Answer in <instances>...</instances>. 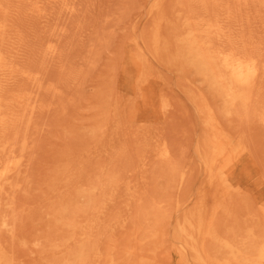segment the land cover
<instances>
[{
	"label": "rangeland",
	"instance_id": "obj_1",
	"mask_svg": "<svg viewBox=\"0 0 264 264\" xmlns=\"http://www.w3.org/2000/svg\"><path fill=\"white\" fill-rule=\"evenodd\" d=\"M1 2H4L3 4L5 5V6H7L8 8H7V12L5 13V14H1L0 13V15H5V17L4 16H0L2 19H5L6 20V18L8 19L7 20V23H8V30H7V32L8 33H6L7 35H5V38H4V40L3 41H0L1 43L3 42V44L4 43H6V44H4V45H2L1 43H0V45H1V49H2V51L3 52H5V50L7 51V52H5L4 54L6 55V59H8L7 60V62H8V66H10V68L9 69H6L5 71H4V75H0V87L3 89V90H6V92H5V94L6 93H8V94H6V95H11L12 93H11V91H14V93L13 94H17L18 93V91H19V93L21 92V93H29L30 95H33L34 96V98L37 100L38 98H40L39 99V101H41L42 100V103H46L44 106H45V108H46V111L47 112H45L44 113V111H43V109H42V112L40 111V108L42 107V108H44V106H42V104L40 105V103H39V101L37 100V101H35V100H32L31 99V101L33 102H31L32 103V106L34 107V109H33V111H32V113H31V117H30V120H35L34 119V116H35V114H36V116H38L37 118L39 119V118H41V123H40V121L38 120L37 122L42 126H40L37 122H36V120L35 121H33V122H35L36 124V126L34 125V123L32 124V121H29V123H28V125L29 124H32L33 126H28V127H24V126H26L24 123H22V124H24V125H22L21 124V127H20V130H21V132L22 131H26L27 130V133L26 132H24V134H23V132H22V134H23V136H21L22 134H21V132H20V134H19V132H18V139L16 140L15 139V141H17V143L15 142V145L18 147V145L20 146V141L22 140V138H27V139H25L27 142H28V144L29 143H31V141H33L32 143L34 144V140H35V142H36V147H34L35 145H32V144H30V145H32V146H30V145H28V146H26L25 148H24V150H23V158H24V162L25 163H23V160H22V165L24 166L25 164V166L23 167L22 165H21V168H20V171H19V173L15 176V177H13L14 179H12V183H14V184H17V188L16 189H9L8 190V194L6 193V194H4L6 197H7V195H8V197H13V209L11 210V209H6V207H4L3 205H1L0 206V209L2 210V212H3V209H4V213L3 214H7V215H9V216H12L11 217V219H12V225H14V223H16L14 226H10V229H8V230H5V231H3V232H1L2 234H1V239H3L4 241H2L3 242V244H4V246H5V248H7L6 250H7V255L10 257H12L13 258V264H25V263H27V264H29L31 261H32V264H42L43 262L45 263V261H46V263L45 264H56V260H58V262L59 263H61V261L62 260H60L62 257H64V255L66 256V258L68 257V258H70V255L67 253V252H71L70 254H71V257L72 256H74V254H76L77 253V251H79V249L77 248V246L76 245H78L79 246V243H77V242H75V244H74V242L73 241H70V240H68V237H70V234H71V231L69 232L68 230H66L67 228H70V227H67V224H70L71 222V220H73V222H74V220H77V219H79V221L77 220V221H75V223H77V222H79V224L81 223V224H83L85 221H86V218L88 217V215H90L91 214V210L89 209V210H86V214H82V213H78V216H80V218L77 216V213L76 212H74V210H72V208H76L77 210H78V207H81V205L83 204V206H84V198H78L79 196L77 195L76 196V192H78V190L79 189H82V188H85V189H87L88 188V186H89V188H92V186L93 185H97V186H99V183H101L100 182V180L102 179V178H99V177H101V176H98L99 174H101L102 175V173H100V171H101V167H100V165L102 164V165H104V163L106 164L107 163V161H108V157H109V155H108V153L106 152L107 151V148H106V144L108 145V144H112V143H114V144H117L121 139H125V137H126V141H127V145H128V150H127V157H126V159L125 160H122V161H114V162H112L111 164H109L108 166H107V169L106 170H108V169H110V170H120L121 172H123V169H125V168H132L133 170H131V172H129V173H127L126 175H124L123 173H122V178L123 179H128L129 181H130V185H132V186H136V189H137V194H136V197H135V200H129L128 198H127V192H128V190L127 189H125V188H123V189H121L120 191H119V193H118V196H117V198H116V200L113 202V204H110L109 206H108V210H106L105 212H107V213H105L104 214V216H107V218L105 219V221H107L109 218H111V217H114V218H116V221H118L117 222V224L115 225V226H113L111 229L109 228V230H107V228L105 229V231H107L108 233L106 234V232H105V234H103V235H106V236H104V238H102L101 240H100V242H98V244H99V252H98V256H96L95 257V259H96V261H95V263H99V264H101L100 263V261L102 262V264H136V263H138V264H140V262L142 263V261H143V263L144 264H150V262H151V264H176L175 263V261H178L177 259H178V257H177V255H175V254H177V253H175L176 252V250H177V247L176 246H173V245H171V244H177V246H179V241L177 242V241H175L174 240V238H176V229H175V221H171L170 220V218H172V216H175V214L177 215L178 213H176V211H175V201H177L178 200V198H179V200L180 199H182L183 201H184V199H186V197H187V199H188V201H187V204L186 205H184V206H182L180 209H179V212L181 213V217L183 216V213H182V211L184 212V215H185V213L187 212V210L190 208L189 206H191L190 204V201H189V199L190 198H192V197H194V195L197 193V191H198V187H197V185L199 184V183H197V179L195 180V178L197 177V174H195L196 172H198V176L200 175V177H197L199 180H201V178L203 177V175H204V172H203V167H202V165H201V160H199V161H197V158H202L203 156H202V154H201V151H200V149L198 148L197 149V147H199L198 145L200 144V146H201V144H202V137H201V135H203V133H201V132H203L201 129H202V127L204 128V126L207 124L206 123V118H205V116L201 113V112H199L198 111V109L196 108V106L194 105V103L190 100V93L191 92H193L194 90V86H191V84H189L188 82H186V83H183L185 80L181 77V73H182V71H184V73L186 74V75H188L187 76V78L191 81V82H193L194 83V85H197L205 94H207L209 97H210V99H211V102H212V104L216 107V109H217V107H218V115H219V118H220V116H221V121H222V123H223V120H224V123H223V126H224V128L228 125V126H230V127H226V129L228 128V130H230V131H232V134L234 133V132H236L237 134H234V135H238V134H243V135H245L247 132H248V136H247V134L245 135V140L247 141V139H250V141L248 140V144H249V146H250V148H252L251 150H252V155H253V157L255 158H253V160H254V162H255V164H256V166H257V170L256 169H254L252 166H248V171H249V174L248 175H243V176H249V177H257V176H260L261 174H262V172L264 173V169L262 170L261 168L264 166V136H263V138L261 137L262 135H264V134H262V133H264L263 131H264V128H263V126L260 128L259 126H261V125H259L260 123L259 122H256V121H258V117H255V116H257V113L255 112H250L249 114H247V117H248V115H249V117H248V119H246L247 117H246V114H244V113H242V118H243V120H245V121H247L246 122V125L244 124H239L240 123V121H242V119H241V117H238V116H240L241 114H239L240 113V111L239 110H235V111H237V113H238V115H235V111H234V114L232 113V115L230 114V115H227V117H226V115H224L223 116V113H222V108H223V105H222V103L217 99V97L216 98H214L215 96H214V94H212L211 95V93L212 92H210V90L208 91V87H206L205 85V83L204 82H202L203 80H202V78H200L198 75H196L195 74V72L193 71V69H192V71H191V69L189 68V66L188 67H186L185 65H183L184 66V68L182 69L180 66H179V63H173V65H172V63H171V58L173 57L171 54L172 53H174L179 47H177V46H179L178 44L176 45V42H175V44H174V46L176 45V47H174L172 44H171V48L173 47V49H175V50H173V49H171L172 50V53H171V51L168 53V54H165V55H163V56H161V57H159V58H162V59H160L159 60V58H157V57H151V65H152V71H153V74L158 78L157 80L159 81H157V83L155 84V94L156 95H158V96H156V95H154V97H152V100L150 99V102H148L147 104H146V106L145 107H141V108H139L140 110V112H138V110H136L137 111V113H138V116L137 115H135L136 114V111H135V108H137V105H139L137 102H139V101H137L136 103H137V105H136V103H135V101L136 100H134V97H133V93H134V91H133V85H134V72H133V69H132V61H131V57L129 56V54H130V50H131V47L132 48H134V45L136 44V43H143V42H145V39L148 37V35L151 33V31H152V25H153V18H154V16H153V11H152V6H153V2H154V0H136V1H134V0H89V1H85V0H80V1H78V2H80V3H78L77 2V0H76V2H75V0H67V2H65L66 0H56L57 2H55V0H52V2H50L51 0H46V1H42V0H34V1H36L37 3H39L40 2V4L42 3V2H46L47 3V1H48V3L46 4V6L47 5H49V6H47V7H49V8H51L52 7V10H53V12H51V13H53L52 14V16H50L49 18H48V16L49 15H51V13H50V11H52L51 9H48V8H46V6L44 5V3H42V5H44L43 7H42V5L40 6V4H36V2L34 3V1L32 0V2L35 4H33L32 2H31V0L29 1V0H24V2H23V0H22V2L21 3H17L18 1L17 0H14V1H12V0H10V4H11V7L12 8H9V6H10V4H9V6H8V4H7V2L6 1H8L9 2V0H0ZM12 1V2H11ZM21 1V0H20ZM26 1H28L27 3H26ZM53 1L55 2V3H53ZM59 1H60V4H59ZM63 3H62V2ZM85 2V3H87V4H85V3H83V2ZM149 1H151V2H149ZM176 1H178V0H176ZM175 0L172 2V0H164L163 1V4H162V9H163V11L167 14L169 11V13H170V15H171V18L173 17V22L175 23V25L177 26L178 24V27L181 25V21L183 20V15H182V12H183V14H184V7L186 6V8L188 9V10H190V9H192V11H198L200 14H204V13H202L203 11H204V8H203V6L202 5H200V3L201 2H198V1H200V0H192V4H195V5H199V6H197V8H195V9H197V10H195L193 7H192V4H191V0H188V2H187V0L185 1V0H181V2H182V4H180L179 3V1L178 2H176ZM183 1H184V4H185V6L183 5ZM202 1V0H201ZM91 4V5H88L89 3ZM141 2H142V4H141ZM172 2V3H171ZM189 4V6H190V9H189V6H188V4ZM196 2H198L199 4H197ZM16 5H14V4ZM23 3V4H22ZM32 3V5H34V6H40V7H42V8H40L39 7V9H43L44 8V10H42V12L44 13V15H43V13H41L40 12V14L44 17H47L48 18V20H47V18H45L44 17V23L41 21V23H43V24H41V26H39L40 25V22H39V24H38V21H37V23H35L34 21H36L37 19H31L32 18V16L31 17H26L27 16V13H28V11H29V13H31L32 15H33V18H38L39 19V17L40 16H38L39 15V11H41V10H38V8L37 7H35V8H37V10L34 8V6H33V8L34 9H32V7H29V6H31L30 4ZM57 3V4H56ZM76 3V4H75ZM82 3V5H80ZM135 3H136V5H135ZM147 3V4H146ZM149 3V4H148ZM177 3H179L178 4V6L179 5H181L180 7H183V8H180L179 9V7L178 6H174V4H177ZM212 3V2H211ZM22 4V5H21ZM54 4V5H53ZM72 5V8H71V5ZM74 4V5H73ZM78 4V5H77ZM85 4V5H84ZM141 4V5H140ZM171 4H173L172 5V7H171ZM191 4V5H190ZM21 5V6H20ZM26 5V6H25ZM27 5H28V7H27ZM52 5V6H51ZM66 5V6H65ZM80 5V6H79ZM143 5H145L144 6V8H142L143 7ZM183 5V6H182ZM19 6L21 7V8H19ZM54 6H56V7H54ZM58 6H61L62 7V9H61V7L59 8ZM64 6V7H63ZM76 6H79V7H77L76 8V10H75V7ZM81 6H82V8L83 7H85V8H87V9H85V8H83L84 9V12L82 11L83 9L81 8ZM86 6H89V7H86ZM22 7H23V9H22ZM71 9H70V8ZM140 7V8H139ZM146 7V8H145ZM178 7V10L176 11V9L175 8H177ZM194 7H196V6H194ZM200 7V8H199ZM209 7L211 8V5H209ZM30 8H31V10H36V13H37V15H36V13L34 12V13H32V12H30ZM66 8H67V10H66ZM80 8V9H79ZM173 10H172V9ZM11 9V10H10ZM16 9V10H15ZM21 11H19V10ZM48 9V10H47ZM144 9V10H143ZM146 9V10H145ZM169 9V10H168ZM174 9H175V12H173L174 11ZM183 9V10H182ZM261 9V11L256 15V14H254L253 12H252V14H251V11L248 13H246L245 14V16H244V13L241 15V17L243 18V17H246L245 19L243 18V20H242V18H241V20H240V23H238V24H235L234 26H233V29H235V33H240L241 34V31L243 30V34L242 35H244V36H246V40L247 41H249L250 39V44L251 43H253L254 45H249V46H255V48H257V50H259V53L260 54H264V39H261V40H259L260 38H263L264 37V35H260V34H264V6L263 7H261L260 8ZM10 10V11H9ZM14 11V13H12L11 11ZM49 11V13L50 14H48V12L46 13V12H44V11ZM65 10H66V12H68L67 14H66V12H65ZM70 10V11H69ZM77 10H81L82 12H80V13H82V14H79V11L77 12ZM186 10V9H185ZM15 11H16V13H15ZM17 11L19 12V14L17 13ZM26 11V12H25ZM38 11V12H37ZM59 11V12H58ZM64 11V12H63ZM73 11V12H72ZM76 11V12H75ZM85 11H87L86 13H85ZM142 11H144L145 12V17H143L142 18V14H143V16H144V12H142ZM182 11V12H181ZM187 11V10H186ZM185 11V12H186ZM9 12V13H8ZM24 12V13H23ZM57 12V13H56ZM171 12L173 13V14H171ZM177 12V13H176ZM181 12V13H180ZM8 13V14H7ZM10 13H12V14H10ZM23 13V15H21ZM28 13V15L30 16V14ZM45 13L47 14V16L45 15ZM79 14V15H77V14ZM147 13V14H146ZM19 16H18V15ZM54 14H56V16L58 15V16H63L62 18H60V20H59V17L57 16H55ZM67 16H66V15ZM70 14H71V16H70ZM84 14V15H83ZM174 14H178L177 16L176 15H174ZM248 14V15H247ZM250 14V15H249ZM262 14H263V16H262ZM12 15H14V16H12ZM15 15H17V17H21L20 18V20L18 19H16L17 17H15ZM35 15V16H34ZM77 17H76V16ZM169 14L166 16V17H168L167 19H169L170 20V18H169V16H170ZM176 16V18L174 17V16ZM181 16V18L179 17L178 19H180L179 20V22H175L176 20H178L177 19V17L178 16ZM247 15V16H246ZM9 16V17H8ZM24 16V17H23ZM38 16V17H37ZM53 16H55V17H53ZM73 16V17H72ZM141 16V17H140ZM249 16V17H248ZM251 16V17H250ZM256 18H255V17ZM258 16V17H257ZM12 17V18H11ZM25 17H26V19L27 18H29L28 20H30V23H33V24H30V23H28V22H26L25 20ZM43 17H41V20H42V18ZM52 17H53V19L57 22H55L53 19H52ZM64 17H69V18H65V20H64ZM78 17H81V19L83 18V17H85V18H83V20H81L80 18L79 19H76V18H78ZM247 17H248V19L250 18V19H252V20H254V21H251V20H248L247 19ZM14 18H15V23H14ZM72 20H71V19ZM139 18H140V20L142 19V21H140L139 20ZM176 20H175V19ZM239 18V19H240ZM21 19H24V21L23 20H21ZM46 19V20H45ZM49 19H50V21H49ZM66 19H68V20H66ZM69 19H70V21H69ZM75 19V20H74ZM150 19V20H149ZM258 19V20H257ZM55 22H53V21ZM63 20V21H62ZM78 20V21H77ZM140 22H138V21ZM146 20H149V22H147ZM245 20V21H244ZM248 20V22H246ZM11 21V22H10ZM33 21V22H32ZM39 21H40V19H39ZM49 21V22H48ZM52 21V22H51ZM66 21V22H65ZM79 22V21H81V22H79V24H77V23H75V24H77V26H75L73 23L74 22ZM83 21H84V23H83ZM249 21H250V23H252V24H250L249 23ZM258 21V22H257ZM48 22V23H47ZM61 23V24H58V23ZM65 22V23H64ZM68 22H70V24L68 23ZM138 22V23H137ZM171 22H172V20H171ZM171 22H169V23H167V24H165V27H163V32L165 31L166 32V29H167V27L168 26H170L169 27V29H167L168 31L170 30V32H171V30H172V32L170 33V34H168L169 32L167 31L166 33L168 34L167 35V37L169 36L171 39H169L170 40V42L171 41H173V43H174V40L176 41V37H177V39H178V37L180 36V34H178V33H180V32H178V30L176 31V30H173L172 28L174 27V24H173V22H172V24H171ZM181 22V23H180ZM255 22L257 23V25L259 24L260 25V27L258 28V27H256V25H255ZM260 22H261V24H260ZM20 24V23H22V26H24V30H22L23 29V27L21 26V24L20 25H15V24ZM26 23V24H25ZM45 23H47V24H45ZM49 23H50V25H49ZM54 23V26H55V24H56V26L55 27H53L52 26V24ZM64 23V24H63ZM68 24V28H66L65 26H67V25H65V24ZM73 25H72V24ZM83 23V24H82ZM135 23H136V25H135ZM148 23H150L149 25H151V26H147L148 25ZM152 23V24H151ZM247 23V24H246ZM249 23V24H248ZM29 26H28V25ZM36 24L41 28V30L39 29V27L37 28L36 27ZM63 24V25H62ZM82 24V26H80ZM139 24V25H138ZM168 24H170V25H168ZM12 25V26H11ZM33 25V26H32ZM35 25V26H34ZM46 25H47V27H46ZM59 25V26H58ZM60 25H61V27H60ZM84 25V26H83ZM167 25V26H166ZM172 25V26H171ZM237 25V26H236ZM238 25L240 26V28L238 27ZM245 25H247L246 27H245ZM20 26V27H19ZM26 26H28V27H30L31 29H29V30H25V27ZM50 28H49V27ZM58 26V27H57ZM135 26L137 27L136 28V31H135ZM242 26V27H241ZM250 26H251V28H250ZM253 26H255L254 28H256V30L253 28L252 29V27ZM27 27V28H28ZM35 29H33V28ZM46 27V29H45V31H44V29L42 30V28H45ZM60 27V28H59ZM63 27V29H61ZM65 27V28H64ZM73 27H74V29H73ZM80 28L81 27V29H79V31H77L78 29L77 28ZM144 27H147V30L144 28ZM172 27V28H171ZM178 27H176V28H178ZM246 29H245V28ZM13 28V29H12ZM53 28H54V31H52L53 30ZM143 28V29H142ZM171 28V29H170ZM261 28V29H260ZM11 29V30H10ZM56 29H58V30H56ZM65 29H66V31H65ZM77 29V30H76ZM141 29V30H140ZM246 31H245V30ZM251 29H252V31L253 30H255V31H251ZM21 30L24 32L25 31V35L23 34V32H21ZM34 30V31H33ZM39 30V32L41 31V33H39L38 32V34H40L39 36H41V37H34V36H36V35H38V34H35L34 35V33H37V31ZM82 30V31H81ZM139 30V31H138ZM146 30V31H145ZM260 30H261V32L262 33H260ZM12 31V32H11ZM14 31V32H13ZM27 31V32H26ZM29 31V32H28ZM33 31V32H32ZM47 31V32H46ZM51 31H52V33H54L53 35H51L52 33H51ZM61 31V32H60ZM69 31V32H68ZM144 31V32H143ZM148 31V32H147ZM174 31V32H173ZM181 31V30H180ZM240 31V32H239ZM256 31H259L258 33L256 32ZM18 32H20V33H18ZM42 32H44V33H42ZM58 32V33H57ZM66 32V33H65ZM136 32V33H135ZM139 32V33H138ZM150 32V33H149ZM181 32H183V31H181ZM27 33H33V34H28L27 35ZM63 33H65V34H62ZM139 34V36H138V34ZM144 33H146V34H144ZM166 33H164V34H166ZM172 33H177L176 35H174V36H176L175 37V39H174V36L172 35ZM254 33V34H253ZM260 33V34H259ZM46 34V35H45ZM58 35V40L60 41V39H59V37H61V43H59L58 42V40H57V38H56V40H55V44L52 42V44L54 45H51L50 46V44H51V41L50 40H53V39H51V38H55V37H57V35ZM137 34V35H136ZM252 34H253V37H252ZM22 35H24V36H22ZM55 35V36H54ZM60 35V36H59ZM62 35V36H61ZM129 35H130V37H129ZM145 35V36H144ZM182 35V34H181ZM26 36H28V37H31V40H30V38H29V40H28V38L26 37ZM43 36L45 37L44 39L47 41V37L46 36H48V37H51V38H48V42H46L44 39H43ZM54 36V37H53ZM128 36V38H129V40L128 39H125L126 37ZM144 36L145 37V39L143 40L142 39V37ZM173 36V37H172ZM249 36V37H248ZM250 36H251V38H250ZM262 36V37H261ZM7 37V38H6ZM12 37V38H11ZM19 37H20V39H19ZM27 38V40H26V38ZM143 37V38H144ZM9 38V39H8ZM24 39L25 38V40L24 41H26V42H30V44L28 43V45H30V46H28L27 45V43H26V45L24 44L25 42H23L21 39ZM32 38L34 39L33 41H36V42H33L32 41ZM38 38V39H37ZM138 38V39H137ZM12 39V40H11ZM19 39V40H18ZM41 40V42H42V40H43V45L40 43V41H38V40ZM15 40V41H14ZM8 41H10V42H8ZM44 41H45V43H44ZM127 41H130V42H127ZM259 41H260V43H259ZM50 42V43H49ZM262 42V43H261ZM15 43V44H14ZM19 43V44H18ZM20 43H21V45H22V43H23V45L24 46H27V47H24L23 45L20 47ZM33 44V46H32V44ZM38 45V48H37V46H36V44ZM38 43H40V44H38ZM46 43H49V44H46ZM57 43H59L60 44V46L62 47V48H59L58 46H59V44H57ZM132 43V44H131ZM172 43V42H171ZM12 44V45H11ZM262 44V45H261ZM48 46V49L50 50V51H48V49L46 48V46ZM56 45H58L57 47H58V49H54V47L56 46ZM132 45V46H131ZM3 46V47H2ZM10 46H12L11 48H10ZM15 46H17V47H15ZM18 46H19V49H18ZM35 46V47H34ZM40 46H43V48H41ZM49 46L50 47H52V48H49ZM32 47V48H31ZM33 47H34V49H33ZM57 47H55V48H57ZM7 48H8V50H7ZM12 48H16L15 50L14 49H12ZM23 48H25V50H23L24 52H22L21 51V49H23ZM31 48V49H30ZM36 48V49H35ZM177 48V49H176ZM12 49V50H11ZM19 50V52H16V50ZM28 51H27V50ZM33 49V50H32ZM38 49H41V53H37V52H40ZM46 49H47V54H46ZM52 49H53V52H52ZM59 49H61V50H64V54L65 55H63V51H61V54L59 53ZM31 50V51H30ZM34 50H35V52H34ZM43 50V51H42ZM56 50H59L58 51V54L57 53H55V52H57ZM9 51V52H8ZM11 51V52H10ZM45 51V52H44ZM261 51V52H260ZM21 52V53H20ZM29 52H32L31 54L29 53ZM50 52V53H49ZM9 53V54H8ZM13 53V54H12ZM15 53V54H14ZM28 55H27V54ZM52 53V54H51ZM171 53V54H170ZM11 54V55H10ZM16 54H23V55H25V56H23V57H21V56H18V55H16ZM35 54V55H34ZM38 54H40V55H38ZM49 54V55H48ZM53 54L56 56V57H62V58H58V59H55L56 57L55 56H53ZM60 54V55H59ZM12 55H13V58H11L12 57ZM16 55V56H15ZM31 55H32V57L34 56V59L31 57ZM36 55L38 56V57H36ZM44 55V56H43ZM46 55V56H45ZM48 55V56H47ZM50 55H52L51 57H50ZM58 55V56H57ZM63 55V56H62ZM8 56V57H7ZM9 56H10V58H9ZM27 56H30V58H28ZM39 56H41V57H39ZM167 56H169V57H167ZM171 56V57H170ZM35 57H36V59H35ZM42 57L44 58V59H46L47 61H49V65L51 66V68L49 67V65H47L48 64V62L47 61H45L44 59H42ZM51 58V60L53 59V61L55 60V61H58V62H60V66H61V64H63L62 66H63V68H60V66H58L59 65V63H58V65H57V63L54 61V62H51L50 60H48V59H50ZM65 57V59L67 60L66 62H63V63H61V60L62 61H64V58ZM26 58H28V60L26 59ZM37 58H40V60L39 59H37ZM48 58V59H47ZM154 58V59H153ZM170 58V59H169ZM260 58H263V61H264V56L262 55V57H261V55H260ZM20 59V60H19ZM23 59H26L25 61H23ZM31 59H33V61L32 62H35L36 60V63H37V66H35V63H30L31 62ZM155 59H157V60H155ZM14 60V61H13ZM16 60V61H15ZM30 60V61H29ZM153 60V61H152ZM155 60V61H154ZM12 61V62H11ZM20 61H22V62H20ZM28 61H29V63L30 64H27L28 63ZM39 61V62H38ZM41 61H42V63L43 64H45V65H43L42 63H41ZM157 61V62H156ZM160 61V62H159ZM26 62V63H25ZM46 62H47V64H46ZM155 62V63H154ZM173 62V61H172ZM21 63H22V65H23V63L26 65H23L22 66V68L24 69V67H25V70L23 71L22 70V68L20 69V67H21ZM52 63V64H51ZM55 63V64H54ZM64 63H65V65H64ZM158 63H160V64H158ZM39 64V65H38ZM66 64H67V66L70 68V69H68L67 68V66H66ZM28 65H29V67H31V66H33V67H36L35 68V70H37V68H38V70L37 71H42V75H40V73L39 72H36L34 69H33V67H32V71H34V74L36 75V76H34V75H32L33 77L32 78H34V79H31V80H33V82L34 83H31V80H27V79H30L31 78V75H30V73L32 72L31 70H28L29 68H28ZM55 66L57 69H55V68H53V66ZM57 65V66H56ZM161 65H163V66H161ZM41 66V67H40ZM44 66H45V70H43L44 69ZM48 66V67H47ZM64 66H65V70H66V73H68L69 74V77H68V79H65L66 78V73H64L65 72V70H64ZM27 67V68H26ZM59 67V68H58ZM160 67H161V69H160ZM13 68V70L14 71H12L11 69ZM39 68L41 69V70H39ZM53 70V71H55L54 73H52L50 70ZM154 68V69H153ZM165 68V69H164ZM174 68V69H173ZM185 68H188V69H190V70H185ZM17 69H19V70H22V71H17L16 73H15V70H17ZM28 71H31L30 73H28L27 72V70ZM55 69V70H54ZM60 69H61V71H60ZM75 70L74 71V73H75V75H73L74 73H73V71H71L70 72V70ZM160 69V70H159ZM178 69H180V70H178ZM8 70H9V72H8ZM59 70V72L58 73H56L57 71ZM182 70V71H181ZM25 71H26V74H25ZM46 71H47V74H48V77H50V78H48V80L50 81V83L52 82L55 86L57 85V87H61V90L59 89V88H56L55 89V87L54 86H52L53 84L51 83H49V81H48V83L51 85H49L50 87H52V89L50 88V87H48L47 86V81H46V79H47V74H45V75H43V73H46ZM76 71H78V72H76ZM171 71V72H170ZM190 71V72H189ZM6 72H8L7 73V75H6ZM12 72H14V73H12ZM49 72L51 73L50 75H49ZM61 72V74H59ZM160 72H161V74H160ZM174 74H173V73ZM194 72V74H195V77H193L194 76V74H192V73ZM11 73V74H10ZM22 73V75H20ZM38 73V74H37ZM63 73V74H62ZM77 73V74H76ZM81 73V74H80ZM191 73L192 74V76H191V74L189 75V74ZM13 74V75H12ZM14 74H17V75H15L14 76ZM23 74H25L24 75V77L23 78H21L22 76H23ZM30 75V78H29V75ZM31 74H33V72L31 73ZM56 74H57V76H56ZM78 74H79V76H80V78L78 79ZM11 75V76H10ZM40 75V76H39ZM60 75V76H59ZM61 75H63V76H61ZM163 75V76H162ZM3 76H5V78L3 77ZM7 76V77H6ZM9 76V77H8ZM17 76H19V77H17ZM28 76V77H27ZM39 76V77H38ZM44 76H45V78H44ZM68 76V75H67ZM71 76V77H70ZM72 76H73V78H72ZM165 76H166V78L167 79H169L172 83H173V85H172V83H170L169 82V85H168V81L169 80H166V78H165ZM196 76H198L197 78H199L198 80H199V82H198V80L196 79ZM1 77H3V78H1ZM12 77V78H11ZM26 77H27V79H26ZM40 77H42V78H44L45 79V82H43L44 83V85L43 84H41L40 82H42V81H44V80H40ZM57 77H58V79H61L60 81H58V79H57ZM65 77V78H64ZM75 77H76V79H75ZM10 78V79H9ZM13 78H15L14 80V82H13ZM17 78H19V80L17 79ZM35 78H36V80H37V82L35 81ZM63 78V79H62ZM165 78V79H164ZM23 79V80H22ZM38 79L40 80L39 81V84H41V85H43L42 87H40V85L39 84H37L38 83ZM72 79H74V80H72ZM181 79V83L183 84V85H185V86H183V85H181V84H179V80ZM4 80V81H3ZM8 80H10V81H8ZM18 80V81H17ZM28 81V82H26L27 84H29V85H33V84H35V85H33V88H32V85L31 86H27L26 87V83H25V81ZM65 80V81H64ZM71 80V81H70ZM78 80V81H77ZM166 80V81H165ZM183 80V81H182ZM195 80V81H194ZM202 80V81H201ZM3 81V82H2ZM12 81V82H11ZM21 81V82H20ZM30 81V82H29ZM57 81V82H56ZM62 81V82H61ZM65 82V84H64V82ZM72 81H74V83L72 82ZM75 81H77V82H75ZM176 81H178V82H176ZM11 84H10V83ZM17 82V83H16ZM18 82L19 83H21V84H18ZM23 82V83H22ZM60 84H59V83ZM197 82V83H196ZM201 82V83H200ZM10 85H9V84ZM25 83V84H24ZM56 83H58V84H56ZM63 83V84H62ZM160 83V84H159ZM165 83V84H164ZM5 84H7V85H5ZM14 84V85H13ZM15 84H17V85H15ZM23 84H24V88H23ZM175 84V85H174ZM22 85V87H20ZM39 87H38V86ZM59 85H61V86H59ZM187 85H188V87H187ZM202 85H203V87H202ZM11 87L10 88V91H9V87ZM46 86L48 87V88H46ZM162 86V87H161ZM171 86H173V89H172V87ZM177 86V87H176ZM189 86H191L192 87V89H191V87H189ZM207 88H205V87ZM263 87H261L259 90H258V95H256V96H259L260 97V95H262L260 98H259V103L261 102V104H263L264 103V82H263V85H262ZM14 87H16V88H14ZM35 87V88H34ZM38 87V88H37ZM171 87V88H170ZM176 87V88H175ZM202 87V88H201ZM13 88V89H12ZM19 90H18V89ZM27 88H30V89H33V90H29V89H27V91H26V89ZM43 88V89H42ZM161 88H163V90L161 89ZM178 88V89H177ZM15 89H16V92H15ZM34 89H36L35 91H34ZM39 89V90H38ZM46 89V90H45ZM56 90V91H58L59 90V92L61 93V91H62V93L60 94L59 92H56V91H54V90ZM58 89V90H57ZM104 90V92L106 93H104L103 91H101V90ZM161 89V90H160ZM184 90V92H186V96L185 95H183L184 94V92L182 91L181 92V90ZM190 89V90H189ZM204 89V90H203ZM206 89V90H205ZM18 90V91H17ZM31 92H29V91ZM41 90H42V93H41ZM43 90H44V92H43ZM48 90H50L49 92H48ZM173 90V91H172ZM188 90V91H187ZM196 90V89H195ZM7 91H9V92H7ZM25 91V92H24ZM35 93V95L33 94V92ZM54 91V93L58 96V97H60V99H58V100H60V101H57L56 102V99L55 98H58L57 96L56 97H53V96H55L52 92ZM159 91H161V93L159 92ZM190 91V92H189ZM197 91V90H196ZM262 91H263V93H262ZM157 92V93H156ZM159 92V93H158ZM261 92V93H260ZM36 93H38L37 95H39V97H37V95H36ZM41 93V94H40ZM105 94V96H103L104 94ZM169 93V94H168ZM180 93H182V94H180ZM42 94H45V96H44V98H42L41 99V97L40 96H42L43 97V95ZM51 94H52V96H51ZM59 94V95H58ZM100 94H102L101 96H100V100L102 101H100V100H98V103L96 102L97 101V99H99V98H97V97H99L98 95H100ZM189 94V95H188ZM107 95H109V96H107ZM170 95H172L171 96V98L169 99L168 97H170ZM33 96H31V97H33ZM46 96H50L51 98H49V97H46ZM189 96V97H188ZM104 97H107V98H104ZM110 97V98H109ZM185 97V98H184ZM33 98V99H34ZM53 98H54V100H53ZM104 98V99H103ZM113 98V99H112ZM159 100H158V99ZM47 99H49V100H51V101H49V100H47ZM214 99V100H213ZM46 100H47V102L49 101V106H52L51 107V109H49L50 107L48 106V103L46 102ZM52 100H53V102H54V104L56 103V105L55 106H53L52 104H53V102H52ZM111 100V101H110ZM113 100V101H112ZM158 100V101H157ZM163 100H166L167 101V103H168V106H167V108H166V110H164L162 107H161V102L163 101ZM218 100V101H217ZM118 101V102H117ZM157 101V102H156ZM160 101V102H159ZM50 102L52 103V104H50ZM58 102H60V105L58 106L57 104H58ZM96 102V103H95ZM110 102L112 103V105H110ZM131 102H132V104H131ZM171 102H173L172 104H171ZM263 102V103H262ZM101 103V104H100ZM117 103H119V104H117ZM153 103V104H152ZM192 103V104H191ZM219 103V104H218ZM40 105V106H38L37 107V105ZM93 104V105H92ZM95 104H98V105H95ZM115 104H117V105H115ZM154 104H155V106H154ZM159 104V105H158ZM216 104V105H215ZM221 104V105H220ZM46 105H47V107H49V108H47L46 107ZM93 106V107H90V106ZM94 105H95V110L96 111H98V113L96 112V111H93L94 110ZM110 105V106H109ZM115 105V106H114ZM135 105V106H134ZM143 105V104H142ZM148 105V106H147ZM172 107V109H170L171 107ZM35 106H36V109L37 108H39V109H37V110H39V111H37V110H35ZM98 107V109H97V107ZM111 106H112V108H111ZM131 106H134L133 108H131ZM151 106V107H150ZM194 106V107H193ZM53 107H57V108H53ZM159 107V108H158ZM107 108V109H106ZM145 108H148V109H146V110H144ZM194 108V109H193ZM112 109H115V114H116V116H119L120 118H122L121 119V123H122V127H121V129L122 130H120V132H118V134H116V135H112V132H113V130L115 129V126L113 125L114 123H112L110 120L108 121V117H107V119L103 122H101V118H102V116H99L100 114L102 115V112H104V113H106V114H108V112L107 111H110V110H112ZM127 109V110H126ZM131 109L132 111H129V110ZM143 109V110H142ZM159 109V110H158ZM161 110V112L163 113H161V112H159ZM129 111V113H127ZM158 111V112H157ZM220 111V112H219ZM95 112V113H94ZM133 112V113H132ZM196 114H195V113ZM34 113V114H33ZM38 113H41V114H39V115H37ZM42 113L43 114H45L44 115V118H43V116H42ZM93 113V114H92ZM97 113V114H96ZM193 113V114H192ZM236 113V114H237ZM128 114V115H127ZM142 114V115H141ZM144 114V115H143ZM156 114V115H155ZM196 116H195V115ZM253 114V115H252ZM256 114V115H255ZM32 115H33V117H32ZM41 115V116H40ZM131 115V116H130ZM163 117H162V116ZM168 115V116H167ZM235 115V116H234ZM244 115V116H243ZM35 116V117H36ZM125 116H126V118H125ZM141 116V117H140ZM202 116H204V117H202ZM229 116H231V117H229ZM233 116H234V118H233ZM250 116H251V118H252V120L250 119ZM95 117H97V118H95ZM128 117V118H127ZM228 117H229V119H228ZM254 117H255V119H254ZM166 118V119H165ZM197 118H198V121H197ZM205 118V119H204ZM223 118H226V119H223ZM236 118H238L239 120L238 121H236ZM256 118H257V120H256ZM223 119V120H222ZM229 120L228 122L226 121V120ZM231 119V120H230ZM253 119H254V122H253ZM126 120H128L129 121V123H128V121H126ZM189 120H191V122H189ZM250 120H251V122H250ZM256 120V121H255ZM92 121V122H91ZM226 121V122H225ZM250 122V124H249V122ZM91 122V123H90ZM101 122V123H100ZM125 122V123H124ZM229 122H231V123H238V125L236 126V124H228ZM244 122V121H243ZM128 123V124H127ZM199 123V124H198ZM227 123V124H226ZM242 123V122H241ZM245 123V122H244ZM247 123L251 126H253V123H257V125L256 124H254L255 126H254V129H253V127L251 128V127H249V125H247ZM259 123V124H258ZM92 124H95V125H92ZM103 124V125H102ZM126 124H127V127H126ZM194 124V125H193ZM198 124V125H197ZM201 124V125H200ZM39 125V126H38ZM98 125V126H97ZM110 125V126H109ZM142 125H144V126H147V127H150L152 130H153V133H152V135H153V137H154V139L155 140H161V141H164L166 144H167V146H168V148H171V149H169L170 150V153H172L171 154V156H170V160H169V162H166V161H162L159 157H157L158 155H156V154H154V153H152V155L150 154L149 156H147V155H144V160H143V165L141 166V170H139L138 169V167H139V165H140V162H138L139 161V155L142 153V151H141V147H140V144H141V142H142V140H143V137L140 135V134H138V133H135V134H133L132 136L130 135V133L128 132V131H130V132H133V131H135V130H137L138 128H140L141 129V126ZM240 125V126H239ZM24 128H23V127ZM36 128H38V129H40V131H38V129H36V132L38 131V133H36L35 132V127ZM94 126V127H93ZM108 126V127H107ZM235 126V127H234ZM245 128H244V127ZM247 126L249 127V128H247ZM29 127H31L32 129H30ZM34 127V128H33ZM41 127V128H40ZM89 127V128H88ZM92 127H93V129H92ZM96 127V128H95ZM104 127V128H103ZM107 127V128H106ZM198 127V128H197ZM233 127L235 128V129H233ZM236 127L238 128V130L240 129V128H242L243 129V131H242V129L240 130V132L236 129ZM255 127H258V128H260V130H259V132H257L258 130L255 128ZM23 128V129H22ZM26 128V129H25ZM28 128V129H27ZM98 128H99V130H98ZM173 128V129H172ZM200 128V129H199ZM230 128H232V129H230ZM251 128V130L253 129L254 131H255V133H254V131L252 130H247V129H250ZM263 128V129H262ZM25 129V130H24ZM87 129V130H86ZM92 129V130H91ZM101 129V130H100ZM184 129V130H183ZM29 130V131H28ZM88 130L89 131H91V132H88ZM98 130V131H97ZM125 130V132H123ZM163 130V131H162ZM176 130V131H175ZM190 130V131H189ZM197 130H201L200 132H199V134L197 135L196 134V132H197ZM262 130V131H261ZM18 131H19V128H18ZM31 131V132H30ZM35 132L36 133V136L33 134V136L36 138V139H34V138H32L33 136L31 135L32 134V132ZM93 131V132H92ZM158 131H159V133H158ZM242 131V132H241ZM247 131V132H246ZM260 131H261V134H260ZM30 132V133H29ZM86 132V133H85ZM95 132H97V133H95ZM161 132V133H160ZM181 132H183V133H181ZM197 132V133H198ZM26 133V134H25ZM88 133V134H87ZM90 133V134H89ZM167 133H169V134H167ZM249 133H252V134H249ZM254 133V134H253ZM257 133H259L261 136V139H257V137L255 136V135H259V134H257ZM11 134H12V132H11ZM9 135V133H8V135L9 136H12V135ZM30 134V135H29ZM107 136H106V135ZM160 134V135H159ZM196 134V135H195ZM7 135V137L8 138H12V137H9ZM26 135V136H25ZM29 137H28V136ZM90 135H92L91 136V138H89L90 137ZM124 135H125V137H124ZM160 137H159V136ZM166 135V136H165ZM186 135V136H185ZM188 135H190V136H188ZM30 136H31V139H30ZM164 136L166 137V138H164ZM169 136V137H168ZM195 136H196V138H195ZM22 137V138H21ZM89 138V140H88V138ZM94 137H96V138H94ZM132 137V138H131ZM158 137V138H157ZM162 137V138H161ZM168 137V138H167ZM175 139H174V138ZM255 137H256V140H255ZM259 137V136H258ZM157 138V139H156ZM170 138V139H169ZM195 138V139H194ZM21 139V140H20ZM30 139V140H29ZM90 139H92L91 140V142H90ZM103 139H105V141L103 140ZM128 139V140H127ZM178 139V140H177ZM253 139H254V142H255V145H256V147L255 146H253L254 145V142H252L253 141ZM97 140V141H96ZM107 140V141H106ZM109 140V141H108ZM112 140V141H111ZM134 140V141H133ZM188 140V141H187ZM194 140H195V142H194ZM201 140V141H200ZM259 140V141H258ZM104 141V142H103ZM180 141V142H179ZM196 141L197 142H199V143H196ZM258 141V142H257ZM26 142V143H27ZM94 142V143H93ZM177 142V143H176ZM192 142H194V143H192ZM252 142V144L250 145V143ZM262 142H263V144H262ZM131 143V144H130ZM256 143H258V144H256ZM92 144H94V145H92ZM98 144V145H97ZM173 144V145H172ZM177 144H180V145H178V147L176 146ZM194 144H196V145H194ZM260 144V145H259ZM133 145V146H132ZM15 146V149L17 148ZM87 147V148H85V147ZM183 146V147H182ZM188 146V147H187ZM263 146V147H262ZM32 147H34L35 148V150H33V148ZM84 147V148H83ZM140 147V148H139ZM175 147V148H174ZM195 147V149L194 150H192L193 148ZM262 147V148H261ZM20 147H18V149H19ZM29 148L30 149H32V150H29ZM90 148L92 149V150H90ZM104 148V149H103ZM135 148V149H134ZM137 148V149H136ZM174 148V149H173ZM184 148H185V150L186 151H180V152H185V154L187 155L186 157H184V155L183 154H181L180 152H178L179 150H184ZM259 148H261V149H263V151H261V150H258ZM18 149H17V151H18ZM27 149H28V151H27ZM83 151H82V150ZM133 149V150H132ZM179 149V150H178ZM69 150H71L72 151V153L73 154H71L70 152L71 151H69ZM74 150V151H73ZM103 150V151H102ZM138 150H140V151H138ZM259 152V154H263V156L261 155V156H259V158H258V156L256 157V155H258V152ZM30 151H32V152H30ZM35 151V152H34ZM64 151V152H63ZM86 151H89L90 153H91V158H90V163H89V165L88 166H85V174H84V176H83V178L82 179H80V181H79V184L78 183H75L73 186H72V183H69V181L70 180H68V179H70V178H65V177H69L68 176V173H66V172H64V168H65V164H66V162H69L71 159L73 160V162H71L72 163V167L73 168H71V172H73V173H75V171L77 170V169H79L78 167L80 166V164H78V162L80 163L81 161H83L84 159H87V157H85L86 155L84 154V153H86ZM132 151H133V153H132ZM193 151H197V152H195L194 153V156H193ZM257 152V154H255L256 152ZM28 152V153H27ZM61 152H63L62 154H61ZM68 152V153H67ZM79 154H78V153ZM137 152V153H136ZM27 153V154H26ZM32 153H34V155L32 154ZM60 153V154H59ZM77 153V154H76ZM31 154H32V157L34 158V161H33V158H32V160H30L31 158H29L27 161H29V162H27V161H25L26 159H27V157H31ZM71 154V155H70ZM174 154V156H172ZM198 154V155H197ZM27 155V156H26ZM55 155L57 156V157H55ZM76 155V156H75ZM181 155V156H180ZM183 155V156H182ZM195 155H197V156H199V157H197V156H195ZM26 158H25V157ZM53 156L55 157V158H53ZM62 156V157H61ZM68 156H70V157H68ZM81 156H82V158H81ZM148 158H147V157ZM150 156H153V157H150ZM180 156V157H179ZM61 157V158H60ZM146 157V158H145ZM193 157V158H192ZM196 157V158H195ZM22 158V159H23ZM55 159V160H53V159ZM65 158L67 159V160H65ZM77 158H78V160H77ZM97 158V159H96ZM103 159V161H102V159ZM155 158V159H154ZM175 158V159H174ZM177 158H179L180 159V161H182V160H184V161H182L181 162V164H179V159H177ZM193 160H195V161H193ZM56 159H58V160H56ZM70 159V160H69ZM172 159H174V160H172ZM259 159H261V160H259ZM61 160V161H60ZM64 160H65V162H64ZM69 160V161H68ZM160 160V161H159ZM171 160H172V162H171ZM193 162H192V161ZM260 162H259V161ZM33 161V162H32ZM55 162V163H53V166L51 165H49V166H47V164L49 163H51V162ZM75 161H76V163H75ZM78 161V162H77ZM157 161V162H156ZM178 161V162H177ZM27 162V163H26ZM32 162V163H31ZM58 162V163H57ZM62 162H63V166H62ZM102 162H104V163H102ZM156 162V163H155ZM186 163V164H184V163ZM193 164H192V163ZM196 163V165H195V163ZM259 162V163H258ZM32 164L31 166L29 165V164ZM74 163V164H73ZM97 163V164H96ZM101 163V164H100ZM152 163V164H151ZM154 163V164H153ZM160 163V164H159ZM164 163H165V165H164ZM59 164V165H58ZM157 164H158V166H157ZM172 164L174 165V169H178L177 171L176 170H174L173 169V167H172ZM97 165V166H96ZM130 165H132V166H130ZM156 165V166H155ZM162 165V166H161ZM180 165V167H178ZM29 166H30V169H29ZM56 166V167H55ZM58 166V167H57ZM155 166V167H154ZM167 166V167H166ZM170 166V167H169ZM187 166H189L188 167V169H187ZM47 167H48V169H47ZM53 167V168H52ZM162 167H164V170H165V168H167V170H165L163 173H161L162 171H163V169H162ZM176 167V168H175ZM198 167V168H197ZM26 168H28V170L26 169ZM60 168V169H59ZM144 168H145V170H144ZM168 168H172V171H171V169H168ZM264 168V167H263ZM23 169V170H22ZM51 169V170H50ZM54 169V170H53ZM55 169H56V171H55ZM59 169V172L57 171ZM98 171H97V170ZM162 169V170H161ZM189 169H191L190 171H189ZM93 170V171H92ZM175 171V173H174V171ZM179 170L180 171H183V174H182V172H181V174L182 175H184V177H185V179H182L181 180V176H180V172H179ZM29 171V172H28ZM52 171V172H51ZM54 171V172H53ZM62 171V172H61ZM137 171V172H136ZM144 171V172H143ZM159 171V172H158ZM167 171H169V172H167ZM172 173H171V172ZM255 171H258V175H256V173H255ZM48 172V173H47ZM58 172V173H57ZM61 172V173H60ZM88 172H89V175H88ZM157 172V173H156ZM176 172H177V176H176ZM184 172H185V174H184ZM30 173V174H29ZM51 173H52V175H51ZM57 175H56V174ZM63 173V176H65V177H63L61 174ZM65 173V174H64ZM91 173V174H90ZM95 173H96V175H95ZM131 173V174H130ZM141 173L142 174H145V175H142L141 176V178H140V175H141ZM164 173H165V175H164ZM194 173V174H193ZM28 175V176H25V175ZM48 174H50L49 175V177L51 176V180H54V182L57 180V182H53V181H50V179H48V181H47V178H49V177H47L46 175H48ZM98 174V175H97ZM128 174H129V177H127L126 178V176H128ZM138 174V175H137ZM155 174H157V175H159V177L157 176V175H155ZM163 174V175H162ZM167 174H169V176L167 175ZM171 174H172V176H171ZM179 174V175H178ZM202 174V175H201ZM32 175V176H31ZM43 175H45L46 177H45V179H44V177H43ZM95 175V176H94ZM150 175V176H149ZM161 175V176H160ZM174 175V176H173ZM24 176V177H23ZM30 176H31V178H30ZM43 177L42 179L40 178V180H39V177ZM56 176V177H55ZM58 176V177H57ZM90 176H94L93 178L92 177H90ZM96 176H97V178H96ZM148 177V180H149V178H150V180H151V182H149V181H146V183H145V181H144V178L143 177ZM152 176V177H151ZM162 176H164L163 177V179L162 178H160V177H162ZM165 176H167V177H165ZM242 176V177H243ZM263 176V175H262ZM53 177H55V178H53ZM88 179H87V178ZM137 177H138V179H137ZM145 177V179H147ZM154 177V178H153ZM157 177V178H156ZM172 177V178H171ZM183 177V178H184ZM187 177V178H186ZM264 177V176H263ZM32 178H33V180H34V182H33V184L35 185V187L36 188H33L34 186H33V184L31 183V181L30 180H32ZM59 178V179H58ZM65 178V179H64ZM93 179V181H92V179ZM143 178V180H141ZM167 178H168V180H167ZM178 178V180H176ZM19 179V181H17ZM21 179H25V181L24 180H21ZM27 179V180H26ZM44 179V180H43ZM61 179V180H60ZM62 179H63V181H62ZM85 179V180H84ZM87 179V180H86ZM154 179H155V181H154ZM156 179H160L158 182H159V184H157L158 186L156 187L155 186V188H153L154 186V184L155 183H157L156 181ZM170 179H171V181H170ZM180 179V180H179ZM187 179V180H186ZM191 179V180H190ZM193 179H194V181H193ZM42 180V181H41ZM58 180H60V182L58 181ZM65 180H67V182L65 181ZM91 182H90V181ZM97 180V181H96ZM164 180H166L165 181V183L167 184H165L164 183ZM175 180V181H174ZM23 181H24V183H23ZM29 181H30V183H29ZM40 181V183H38ZM102 181V180H101ZM154 181V182H153ZM167 181L168 182H171V183H169L170 184V189H168L169 188V184L167 183ZM177 181V182H176ZM181 181V182H180ZM17 182H19V183H17ZM23 184H22V183ZM47 182H48V184H51V182L55 185H52L51 184V186L52 187H54V188H52L51 187V189H47L48 188V184H47ZM64 182V183H63ZM94 182H96V183H98V184H96V183H94ZM137 183V184H135V183ZM143 182V183H142ZM149 182V183H148ZM153 182V183H152ZM173 182V183H172ZM180 184H179V183ZM194 182H195V185H194ZM38 183V184H37ZM43 183H44V186H46L45 188L43 187ZM56 183H58L57 185H56ZM81 183H82V185H81ZM85 183H87V184H85ZM90 183H92V185L90 184ZM139 183V184H138ZM150 183H152L151 185H150ZM181 183H182V185H181ZM39 184H41L40 186H39ZM63 184V185H62ZM146 184V185H145ZM165 184V185H164ZM173 184V185H172ZM178 184H179V186L180 187H178ZM30 185H32L33 187H31ZM38 187H37V186ZM66 185H69L68 187L66 186ZM85 185V186H84ZM88 185V186H87ZM101 185V184H100ZM139 185H141V187L139 186ZM150 185V186H149ZM156 185V184H155ZM159 185H161V186H165L164 187V190H166L165 188H167V192H170V193H167L166 191V193L164 192L163 193V187H161L162 188V194H161V189H159ZM171 185L173 186V187H171ZM177 185V186H176ZM194 185V186H193ZM22 186V187H21ZM50 186V185H49ZM66 186V187H65ZM72 186V187H71ZM79 186V187H78ZM80 186H81V188H80ZM84 186V187H83ZM143 186H146V187H143ZM153 186V187H152ZM167 186V187H166ZM176 188H175V187ZM198 186H200V185H198ZM40 187H43L46 191L47 190H49V192L47 191H45L44 189H42L41 188V190H40ZM57 187V188H56ZM65 187V188H64ZM70 187V188H69ZM152 187V188H151ZM187 187V188H186ZM191 187H192V189H193V191H192V189H191ZM244 187V192L246 193V194H249V195H251V198L253 197V199H254V201L255 200H259V199H261V197L264 199V195L263 196H261V193H263L262 192V190H258V188L257 187H255L254 185H252V183L251 182H246L245 183V185L243 186ZM50 188V187H49ZM73 188V189H72ZM142 188H143V190L145 189V188H149V189H145L146 191V195H145V192L142 190ZM175 189V191L173 190V191H171L172 189ZM197 188V189H196ZM20 189H22V190H20ZM56 191H55V190ZM62 189V190H61ZM67 189H72L71 191L70 190H67ZM153 189V190H152ZM159 189V190H158ZM186 189V190H185ZM191 189V190H190ZM195 189H196V192H194L195 191ZM30 190H31V193H30ZM36 190H38L37 191V193H35L36 192ZM52 190V191H51ZM58 190V191H57ZM60 190V191H59ZM74 190H75V192H74ZM178 190V191H177ZM180 190V191H179ZM191 192H189V191ZM256 190V191H255ZM14 191H15V193H14ZM29 191V192H28ZM43 192V193H41V192ZM63 191V192H62ZM65 191V192H64ZM140 191V192H139ZM157 191V192H156ZM12 192V193H11ZM35 194H34V193ZM61 192V193H60ZM69 192V193H68ZM71 192V193H70ZM153 192V193H152ZM154 192H156L155 194H154ZM159 192V193H158ZM175 192V193H174ZM184 192V193H183ZM19 193V196H21V197H28L27 199L29 200V201H27V199H23V200H21V199H19V198H21V197H18V194ZM55 193H59V197H57L58 196V194H55ZM63 193V194H62ZM65 193V194H64ZM67 193V194H66ZM143 193V194H142ZM150 193H151V195H153L154 197H156V198H154L153 196V198L151 197V195H150ZM172 193V194H171ZM188 193H189V195H188ZM36 194L37 195H41V197H38V196H36ZM52 194V195H51ZM55 194V195H54ZM62 194V195H61ZM70 195V197H69V195ZM71 194H72V197H71ZM92 194V193H91ZM157 194V195H156ZM159 194V195H158ZM169 194V195H168ZM175 194V195H174ZM177 194V195H176ZM180 194V195H179ZM194 194V195H193ZM3 195V196H4ZM10 195V196H9ZM12 195V196H11ZM24 195V196H23ZM36 197H35V196ZM39 195V196H40ZM46 195V196H45ZM49 195L51 196V197H49ZM57 195V196H56ZM95 195V194H94ZM92 195L91 196V199H94V200H96V202L98 203V198L99 197H97V195ZM161 195H164V196H167V197H164V196H161ZM173 195V196H172ZM3 196H0V198H2ZM16 196H17V198H16ZM29 196H30V198H29ZM75 196V197H74ZM138 196V197H137ZM139 196H141V197H139ZM143 196V197H142ZM179 196V197H178ZM186 196V197H185ZM6 197L4 198V200H3V198H2V201H1V199H0V202H3V203H5L6 201H8V197H7V199H6ZM32 197V198H31ZM38 197V198H37ZM43 197H45V198H47V200L45 201V200H43ZM64 197L67 199L68 197L69 198H71V200L68 198L67 200L66 199H64ZM73 197H74V201H73V206H71V205H69V210H65L64 212H65V216H67L68 215V219H64L63 217H61L60 215H58V214H56V209L59 207V205L60 206H67L66 204L69 202V203H72V200H73ZM97 197V198H96ZM148 197V198H147ZM159 197V198H158ZM161 197H162V199H161ZM35 198V199H34ZM40 198V199H39ZM51 199V200H48V199ZM61 198V199H60ZM138 200H137V199ZM6 199V200H5ZM15 199V200H14ZM20 201H19V200ZM34 199V201H30V200H33ZM41 201V203L39 202V200ZM42 199V200H41ZM63 199V200H62ZM128 199V200H127ZM142 199H143V201H142ZM146 199H148V200H146ZM152 199V200H151ZM161 199V200H160ZM165 199V200H164ZM186 199V200H187ZM19 201L18 203H23V201L25 202L24 204H26V201H27V203L29 202V205L31 204L32 206H28L27 204V209H26V206L24 207V205H22V207H24V209L22 208L21 209V205L20 204H18L17 203V201ZM36 200H38V203L36 202ZM61 200V201H60ZM77 200V201H76ZM81 200V201H80ZM139 200H141L140 202H139ZM164 200V201H163ZM172 200V201H171ZM14 201H16L15 203H17L18 205H20V207H18L17 206V204H16V206H15V203H14ZM45 201V202H44ZM47 201H49V202H47ZM64 201V202H63ZM71 201V202H70ZM79 201H80V203L81 202H83V203H81V205L79 204ZM130 201V202H129ZM150 201V202H149ZM254 201H252L251 203H250V206L253 208L254 207ZM57 202H59L58 204H57ZM75 202V203H74ZM78 204H77V203ZM138 202V203H137ZM142 202H144L146 205H147V207H148V209H146L145 208V206H144V203H142ZM153 202H156V203H153ZM36 203L38 204V205H36ZM61 203V204H60ZM62 203H64V204H62ZM172 203V204H171ZM43 204V205H42ZM140 204H143L142 206L140 205ZM251 204H253V205H251ZM35 205V206H34ZM40 205H42V207H40ZM48 205H49V209H48ZM77 205V206H76ZM79 205V206H78ZM113 205V206H112ZM137 205V206H136ZM152 205V206H151ZM34 206V207H33ZM37 206H38V208L40 207V209L41 208H45L44 209V211H43V209H41V211L40 210H38L37 211ZM44 206V207H43ZM126 206H127V208H126ZM144 206V207H143ZM161 206H163V207H161ZM2 207V208H1ZM16 207V209L14 210V208ZM29 207V208H28ZM32 207L34 208V209H32ZM47 207V208H46ZM144 208V210H150L148 213H150L151 215L149 216L148 215V213L146 214V211L144 212V210H143V208ZM189 207V208H188ZM18 208L20 209V211L18 212V211H16V210H18ZM131 208V209H130ZM140 208V209H139ZM154 208V209H153ZM185 208H187L186 209V212H185ZM252 208H251V210H250V213H251V211H252ZM28 209H30V210H28ZM48 209V210H47ZM62 209V208H61ZM114 209H115V211H114ZM117 209V210H116ZM121 209V210H120ZM127 211H126V210ZM170 209V210H169ZM171 209H173L172 211H171ZM1 210H0V213H1ZM22 210V211H21ZM26 210H28V211H26ZM32 210L35 212V211H37V213L38 214H36V212H35V214H32L33 212H32ZM50 210V211H49ZM52 210V211H51ZM72 210V211H71ZM138 210V211H137ZM140 210H142L143 212L141 213V212H139ZM154 210V211H153ZM253 210H254V208H253ZM7 211V212H6ZM14 211H15V213H17L16 215H18V216H16L15 214H14ZM23 211H26V212H23ZM30 211V212H29ZM39 211L41 212V213H39ZM69 211V212H68ZM125 211H126V213H125ZM134 211V212H133ZM167 211H169V212H167ZM10 212V213H9ZM20 212H22L21 213V215H20ZM27 212H28V215L26 216H24V213H26L27 214ZM46 212V215L44 214ZM52 212V213H51ZM70 212H73L72 213V215H71V213ZM109 212V213H108ZM240 212V213H239ZM50 213V214H49ZM75 213H76V215H75ZM123 213V214H122ZM125 213V214H124ZM138 213V214H137ZM142 215H141V214ZM145 213V214H144ZM158 213V214H157ZM170 213V214H169ZM23 214V215H22ZM40 214V215H39ZM43 215V217L44 218H41V216ZM51 214H53L54 216H52ZM81 214H82V216H81ZM136 214H137V217L139 216V214H140V216H139V218H137V217H135L134 218V220L132 219L134 216H136ZM155 214V215H154ZM173 214V215H172ZM237 214L239 215L238 216V221H239V223L240 224H243V223H245V219H246V212H244V210L242 211V210H239V211H237ZM243 214H244V216H243ZM30 215H33V216H30ZM36 215H38V217H40V219L38 218V217H34V216H36ZM118 215V216H117ZM152 215H153V218H152ZM171 215V216H170ZM19 216L20 217H22L21 219L23 220V221H21V219L19 218ZM51 216H52V218H51ZM64 216V217H65ZM73 216H74V218H73ZM76 216V217H75ZM85 216H86V218H85ZM146 217L145 219H144V217ZM156 216V217H155ZM24 217H28V218H24ZM29 217H30V220H29ZM32 217L33 218H36L35 220L37 221V218L39 219V220H46V223L44 222V221H42L41 220V222L38 220L37 221V224L36 223H33V221H32ZM82 217H83V219H82ZM126 217V218H125ZM132 217V218H131ZM141 217H143V219L141 218ZM157 217H159V219H157ZM19 218V219H18ZM46 218V219H45ZM56 218H58V219H56ZM66 218V217H65ZM69 218H71V220L69 219ZM73 218V219H72ZM124 218V219H123ZM163 218V219H162ZM165 218V219H164ZM166 218H168V219H166ZM17 219V220H16ZM25 219H26V221H25ZM48 219V220H47ZM52 219H54V221L52 220ZM61 219V220H60ZM62 219H63V222L61 223L60 221H62ZM84 220V222L82 223V221ZM136 219V220H135ZM16 220V221H15ZM52 220L53 222H56L57 220V223L55 224V223H52V222H50V221ZM64 220H66L65 222H64ZM67 220H70V221H67ZM123 220V221H122ZM142 222H141V221ZM165 220V221H164ZM170 220V223H167L168 221ZM222 220V219H221ZM48 221V222H47ZM124 221H125V223H124ZM144 221H145V223H144ZM156 221H158V222H156ZM167 221V222H166ZM28 222V223H27ZM32 222V223H31ZM35 222V221H34ZM38 222H40L39 224H40V227H39V225H38ZM44 222V223H43ZM67 222H69V223H67ZM137 222H139L138 223V225H137ZM141 222V223H140ZM21 224V225H19V224ZM26 223V224H25ZM30 223H31V226H28V225H30ZM49 223V224H48ZM64 223H65V225H66V227L64 226ZM119 223V224H118ZM24 226H23V225ZM32 224H36V227H37V232H39V233H36V231L34 232V230H35V225H33L32 226ZM41 224H43V225H41ZM44 224H47V225H44ZM51 224V225H50ZM54 224V226H52ZM62 226H64V227H62ZM73 224V223H72ZM79 224L77 223L76 224V226H79ZM81 224H80V226H81ZM127 224H128V226H127ZM149 224V225H148ZM27 225V227H25ZM127 227H126V226ZM137 225V226H136ZM146 227H145V226ZM163 226V228H162V226ZM166 225V226H165ZM173 227H172V226ZM221 225L222 226H220V232L223 234V235H227V234H231V223L229 224V222H226V223H221ZM16 226V227H15ZM19 226H21V228H19ZM23 226V227H22ZM41 226H42V228L43 229H47V227L49 226V228L48 229H52L51 227H54V229H56V230H54L53 229V231L51 230H47L46 232H49L52 236H53V238H51L52 236L49 234V238H48V233H45V230L43 231V229H40L39 230V228H41ZM46 228H45V227ZM58 226V227H57ZM120 226V227H119ZM130 226V227H129ZM158 226V227H157ZM14 227V228H13ZM60 227H62V228H64V229H62L61 231H60ZM132 227H133V229H132ZM137 227V228H136ZM151 228V231H149L150 229L149 228ZM167 227V228H166ZM13 228V229H12ZM19 228V236H16V233H15V235H14V231L15 232H17L18 229ZM24 228V232H23V234H22V229ZM26 228H29V229H27L26 230ZM30 228H31V231H30ZM148 228V229H147ZM12 229V230H11ZM34 229V230H33ZM115 229H116V232H115ZM137 229V230H136ZM144 229V230H143ZM159 229H160V231H159ZM173 229V230H172ZM17 230V231H16ZM25 230H26V233H27V235H26V233H25ZM29 230V232H34V233H30V234H28V231ZM43 231V233H44V235H43V233H42V231ZM57 230H58V233H62V234H58V235H56L55 234V232H57ZM63 230H64V232H65V230L69 233V235H68V233H66L65 235L63 234L64 232H63ZM70 230V229H69ZM119 230V231H118ZM131 230V231H130ZM141 230H143V231H141ZM55 231V232H54ZM114 231V232H113ZM118 231V232H117ZM125 231V232H124ZM140 231V232H139ZM155 231H157V232H159V235H161L160 237H161V240L158 242V240L157 239H160V237H159V235H157V238H156V236H154V238H153V236H151L150 234L151 233H154ZM169 231H170V233H169ZM131 232V233H130ZM135 232V233H134ZM138 232V233H137ZM12 233V234H11ZM40 233H42L41 234V236L39 235ZM115 233V234H114ZM119 233V234H118ZM146 233V234H145ZM161 233V234H160ZM170 235H169V234ZM172 233H174V234H172ZM22 234V235H21ZM34 234H37V235H35V236H32V235H34ZM56 235V238H55V235ZM166 234V235H165ZM3 235V236H2ZM21 235V236H20ZM23 235H25L26 236V238H31V239H25V237L23 238L22 236ZM68 235V236H67ZM113 237H112V236ZM116 235H118V236H116ZM147 235V236H146ZM150 235V236H149ZM6 236V237H5ZM32 236V237H31ZM36 236H37V238H36ZM40 236V237H39ZM45 236H47V237H45ZM60 236H62L61 238H63L64 236H67V238L65 237L62 241L63 242H61V238H60ZM114 236H115V238H114ZM133 236H134V240H133ZM135 236H137V237H139V239L138 238H136ZM173 236H175V237H173ZM14 237V238H13ZM16 237V238H15ZM22 237V238H21ZM40 239H39V238ZM43 237H45V238H43ZM110 237V240L112 239V238H114L115 240L117 239V238H120V241H119V239H118V241H115L114 239H112V241L110 242V240L108 241V238ZM124 237V238H123ZM159 237V238H158ZM18 238V239H17ZM34 238V239H33ZM41 238H42V240H41ZM53 239V240H51V239ZM127 238H128V240H127ZM156 238V239H155ZM163 238V239H162ZM168 240H167V239ZM173 238V239H172ZM6 239V240H5ZM10 239H15L13 242L12 241H10ZM17 239V240H16ZM25 241H24V240ZM36 239V240H35ZM38 239V240H37ZM44 239V240H43ZM66 239V240H65ZM121 239L123 240L122 241V244H120V245H118L117 247H119V246H121V247H123L122 245H123V243L125 244V246L123 247L124 249H126V250H124L123 248V250L121 249V248H117L116 247V244H118V242H120L121 243ZM137 239V240H136ZM150 239H152V241L155 239L156 240V242L155 241H153V242H151V240ZM165 239H166V241H165ZM31 240V241H30ZM51 240V241H50ZM54 240H55V242H54ZM58 240V241H57ZM36 241H38V242H36ZM40 241H41V243H40ZM43 241V242H42ZM45 241V242H44ZM48 241V242H47ZM52 242V243H50V242ZM61 243H60V242ZM68 243H67V242ZM104 241H106V242H104ZM136 243H135V242ZM148 241V242H147ZM10 244H9V243ZM31 242H32V245H31ZM57 242V243H56ZM59 242V243H58ZM110 243V245H109V243ZM116 244H115V243ZM134 242V244H132ZM154 242H155V244H154ZM162 242H163V245H164V247H160V249H158L159 247H158V245H160V246H162L161 244H162ZM11 243H13V245H14V247H13V245L11 244ZM29 243V244H28ZM37 243V244H36ZM44 243H45V245H44ZM49 243V244H48ZM56 243V244H55ZM65 243H66V245H67V247H68V249H67V247H66V245H65ZM69 243H70V246H69ZM106 243V244H105ZM111 243H113V245H115L114 247H113V245L111 244ZM127 243V244H126ZM141 244V246H139L140 244ZM168 243V244H167ZM20 246H18V245ZM43 244V246H44V249L43 250H41V248H43L41 245ZM47 244V245H46ZM53 245L54 244V246H53V248H52V246L51 245ZM59 244V245H58ZM60 244L62 245V247H60ZM63 244H64V247H66V248H63ZM73 244H74V246H73ZM102 244V245H101ZM105 244V245H104ZM130 244V245H129ZM138 244V245H137ZM145 246L144 248H143V245ZM155 245V248H154V246H152V245ZM174 244V245H175ZM16 245H17V247H16ZM31 245V246H30ZM56 245V246H55ZM127 245V246H126ZM133 245V246H132ZM135 245H137L136 247L138 248V246H139V248L137 249L136 247H134ZM210 245H212V248H214L213 247V245L214 244H210ZM45 246H47L46 248H48V246H49V248L48 249H50V250H46V248H45ZM112 246V247H111ZM149 248H152V249H149ZM157 246V247H156ZM132 247V248H131ZM140 247H142V249H144V251H145V253H143L144 251H142L141 250V248ZM147 247V249L148 250H145V248ZM166 247V248H165ZM171 247H173V250H171L172 248ZM176 249H175V248ZM16 248V249H15ZM31 248H33V249H35V251L34 250H32ZM73 248V249H75V248H77V249H75L74 251H73V249L71 250V249ZM101 248V249H100ZM131 248V249H130ZM137 250H135V249ZM162 248V249H161ZM165 248V249H164ZM171 248V249H170ZM216 248V247H215ZM214 248V249H215ZM16 250V252H15V250ZM19 249V250H18ZM25 249H27L28 250V255L26 254V252H27V250H25ZM31 249V250H30ZM104 249V250H103ZM121 250V251H119V250ZM213 249V250H214ZM21 250V252H19ZM25 250V251H24ZM44 250H46V252L44 253ZM53 250V252H51L50 253V251H52ZM56 250V251H55ZM57 250H62V251H58L57 252ZM71 250V251H70ZM139 250H141V251H139ZM150 250V251H149ZM157 250V251H156ZM162 250V252H161V254H163L164 255V258H165V253H166V256H167V259H165V260H167L166 262L167 263H165L164 261L165 260H163L164 258H163V256L158 252V251H161ZM164 250V251H163ZM175 250V251H174ZM12 251H14V253L12 252ZM38 251V252H37ZM49 251V252H48ZM66 251V253L68 254H66V253H64ZM73 251V252H72ZM117 251H119V252H117ZM127 251H128V253H127ZM148 251V252H147ZM155 251V252H154ZM166 251V252H165ZM170 253V256L169 255H167V254H169L168 252ZM33 252V253H32ZM36 252V253H35ZM42 252H43V254H42ZM61 252H62V254L63 255H61ZM75 252V253H74ZM121 252H123V253H121ZM146 252L148 253V255L149 254H151L152 253V255H151V258L154 260V256H155V258L157 259V257H162L163 259L161 260V259H158L159 260V262H158V260H156V261H152V259H148L149 257H147V255H146ZM154 252V253H153ZM163 252H165V253H163ZM175 254H174V253ZM178 252V251H177ZM19 253V254H18ZM23 253H25V254H23ZM53 253V254H52ZM74 253V254H73ZM92 252H90V255H92L91 254ZM127 253V254H126ZM132 253V255L130 256V254ZM134 253V254H133ZM13 254V255H12ZM47 254H48V256H50V255H52V257L50 258V257H48L47 256ZM59 255V256H61V258L59 257H57V255ZM129 254V255H128ZM136 254H139V257L136 255ZM143 254L145 255V256H143ZM156 254H158L157 256H156ZM19 256V258L18 257H16V256ZM26 255V256H25ZM35 255H37L36 257H35ZM56 255V256H55ZM104 255V256H103ZM134 255H135V257H134ZM142 255V256H141ZM161 255V256H160ZM31 257V258H29V257ZM46 256V257H45ZM102 256V257H101ZM128 256V257H127ZM140 256H141V258H140ZM153 256V257H152ZM35 257V258H34ZM41 257V258H40ZM130 257H131V259H130ZM132 257H133V259H132ZM146 257V258H145ZM26 258V259H25ZM36 258H38V259H36ZM50 258V259H49ZM55 258V259H54ZM135 258H137L138 260H136ZM143 258V259H142ZM24 259V260H23ZM29 259H31V261L29 260ZM33 259L36 261H34L35 263H33ZM49 259V260H48ZM53 259V260H52ZM63 259V261H62V264H63V262H64V258H62ZM103 261H102V260ZM172 261H171V260ZM27 262H26V261ZM28 260H29V262H28ZM37 260H39L38 262H37ZM43 260V261H42ZM133 262H132V261ZM135 260H136V262H135ZM145 260H146V262H145ZM23 261L25 262V263H23ZM42 263H41V262ZM53 261V262H55V263H51V262ZM138 261V262H137ZM148 261V262H147ZM161 261H163V262H161ZM171 261V262H170ZM15 262V263H14ZM57 262V263H58ZM127 262V263H126ZM169 262V263H168ZM58 263V264H59ZM142 263V264H143ZM31 264V263H30Z\"/></svg>",
	"mask_w": 264,
	"mask_h": 264
},
{
	"label": "bare ground",
	"instance_id": "obj_2",
	"mask_svg": "<svg viewBox=\"0 0 264 264\" xmlns=\"http://www.w3.org/2000/svg\"><path fill=\"white\" fill-rule=\"evenodd\" d=\"M5 1V0H4ZM12 1H14V0H12ZM11 1V2H12ZM18 2L17 3H21L22 2V0L20 1V0H17ZM30 1V0H29ZM34 1V0H33ZM42 1H46V0H42ZM70 1V0H69ZM78 1H80V0H77V2ZM86 1V0H85ZM87 1H89V0H87ZM134 1H136V0H134ZM163 1L164 0H154V2H153V6H152V11H153V16H154V18H153V25L151 26V25H149L150 23H148V25L147 26H151L152 27V31H151V33L148 35V37L145 39V35L142 37V39L144 40L145 39V42H143V43H136L135 45H134V48H132L131 47V50H130V54H129V56L131 57V61H132V69H133V72H134V85H133V91H134V93H133V97H134V100H136L135 101V103L137 102V101H139V102H137L139 105H137V103H136V105H137V108H135V111L136 110H138V112H140L139 110V108H141V107H145L146 106V104L148 103V102H150V99L152 100V97H154V95H156L155 94V84L157 83V77L153 74V71H152V65H151V57H157V58H159V57H161V56H163V55H165V54H168L170 51H171V53H172V50L171 49H173V47L171 48V44L174 46V44H175V42H176V45L178 44L179 46H177V47H179L174 53H170L173 57L171 58V63H172V65H173V63L175 62V63H179V66L183 69L184 68V66L183 65H187L186 67H188L189 66V68L191 69V71H192V69H193V71L195 72V74L196 75H198L200 78H202V82H204L206 85V87H208V91L210 90V92H212L211 93V95L212 94H214V98H216L217 97V99L222 103V105H223V108H222V113H223V116L224 115H226V117H227V115H232V113L234 114V111L235 110H239L240 111V113L239 114H241L240 116H238V117H241L242 116V113H244V114H246V117H247V114H249L251 111L252 112H256L257 113V116H255V117H258V121H256L257 120V118H256V122H259L258 124L259 125H261V126H259L260 128L263 126V128H264V103L263 104H261V102L259 103V98L262 96V95H260V97L259 96H256V95H258V90L261 88V87H263L262 85H263V82H264V61H263V58H260V55H261V57H262V55L264 56V54H260L259 53V50H257V48H255V46H249V45H254L253 43H251L250 44V40L249 41H247L246 40V36H244V35H242L243 33V30L241 31V34L240 33H235L234 31H235V29H233V26L235 25V24H238V23H240V20H241V15L244 13V16H245V14L249 11H251V14H252V12L254 13V14H258L260 11H261V7H263L264 6V0H200V1H198V2H201L200 3V5H202L203 6V8H204V11L202 12V13H204V14H200L198 11L196 12H194V11H192V9H190V6H189V2H188V0H187V4H188V6H189V9L190 10H188L187 8H186V6H185V4H184V1H183V5L185 6L184 7V14H183V12H182V17H183V20L180 22L181 23V25L178 27V23L177 22H179V20L180 19H178L179 17L181 18V16L179 15L178 17H177V19L178 20H176L175 18H176V16L178 15H176V14H174V15H176V16H174L175 18V22L178 24L177 26L175 25V23L173 22V17L171 18V15H170V11L166 14L164 11H163V9H162V4H163ZM174 0H172V2H173ZM176 1V0H175ZM179 1V3L180 4H182V2H181V0H178ZM178 1H176V2H178ZM186 1V0H185ZM195 1V0H194ZM7 2V4L9 3L10 4V0H9V2L8 1H6ZM23 2H24V0H23ZM28 1H26V3H27ZM31 2H32V0H31ZM36 1H34V3H35ZM50 2H52V0L50 1ZM55 2H57L56 0H55ZM54 1H53V3H55ZM62 2V1H61ZM65 2H67V0L65 1ZM75 2H76V0H75ZM83 2V1H82ZM149 2H151V1H149ZM171 2V3H172ZM198 2H196L197 4H199ZM212 2V3H211ZM4 2H1L0 1V13L1 14H5L6 12H7V6H5L4 4H3ZM25 3V2H24ZM33 3V2H32ZM32 3L30 4L31 6H29V7H32V9H34L35 7H37L38 8V10H41V11H39V15L38 16H40L39 17V19H40V21H39V19L38 18H33V15L31 14V13H29V11H28V13L30 14V16L28 15V13H27V16L26 17H31L32 16V18L31 19H37L36 21H34L35 23H37V21H38V24H39V22H40V25L39 26H41V24H43L44 23V17L40 14V12L41 13H43L42 12V10H44V8L43 9H39V7L42 5V3H44V2H42L41 4H40V2L39 3H37L36 2V4L38 5V4H40V6H34V5H32ZM46 3V2H45ZM44 3V5L46 6V4L48 3V1H47V3L45 4ZM63 3V2H62ZM78 3H80V2H78ZM83 3H85V2H83ZM89 3V2H88ZM179 3H177V4H174V6L176 5V6H178V4ZM193 2H192V0H191V4H192ZM9 4H8V6H9ZM14 4V3H13ZM16 4V3H15ZM14 4V5H15ZM23 4V3H22ZM21 4V5H22ZM57 4V3H56ZM59 4H60V1H59ZM76 4V3H75ZM85 4H87V3H85ZM84 4V5H85ZM141 4H142V2H141ZM140 4V5H141ZM147 4V3H146ZM149 4V3H148ZM190 4V5H191ZM20 5V6H21ZM44 5H42V7L44 6ZM54 5V4H53ZM71 5V4H70ZM74 5V4H73ZM78 5V4H77ZM80 5H82V3L80 4ZM79 5V6H80ZM88 5H91L90 3L88 4ZM135 5H136V3H135ZM172 5L173 4H171V7H172ZM182 5V6H183ZM209 5H211V8L209 7ZM16 6V5H15ZM19 6V8H21ZM26 6V5H25ZM33 6H34V8H33ZM47 6H49V5H47ZM46 6V8H48V9H51L52 10V7L51 8H49V7H47ZM52 6V5H51ZM66 6V5H65ZM79 6H76L75 7V10H76V8L77 7H79ZM83 6V5H82ZM82 6H81V8H82ZM144 6L145 5H143V7L142 8H144ZM173 6V7H174ZM181 5H179L178 7H179V9L180 8H183V7H180ZM194 6H196V7H194ZM197 6H199V5H195V4H192V7L195 9V8H197ZM27 7H28V5H27ZM42 7H40V8H42ZM54 7H56V6H54ZM59 8L61 7V6H58ZM64 7V6H63ZM86 7H89V6H86ZM172 7V8H173ZM178 7L177 8H175L176 9V11L178 10ZM9 8H12L11 7V4H10V6H9ZM37 8H35L36 10H37ZM70 8V7H69ZM71 8H72V5H71ZM70 8V9H71ZM83 8H85V7H83ZM82 8V9H83ZM140 8V7H139ZM146 8V7H145ZM171 8V9H172ZM200 8V7H199ZM22 9H23V7H22ZM47 9V10H48ZM61 9H62V7H61ZM80 9V8H79ZM85 9H87V8H85ZM175 9H174V11L173 12H175ZM187 11H186V10ZM11 10V9H10ZM9 10V11H10ZM16 10V9H15ZM19 10V9H18ZM36 10H31V8H30V12H32V13H36ZM54 10V9H53ZM53 10L52 11H50V13L51 12H53ZM66 10H67V8H66ZM66 10H65V12H66ZM144 10V9H143ZM146 10V9H145ZM169 10V9H168ZM173 10V9H172ZM181 10V9H180ZM183 10V9H182ZM195 10H197V9H195ZM20 11V10H19ZM34 11V12H33ZM49 11H44V12H48V14H50L49 13ZM70 11V10H69ZM79 10H77V12H78ZM83 12H84V9L82 10ZM81 10L79 11V14H82L83 12H82ZM186 11V12H185ZM12 13H14V11L12 10L11 11ZM21 12V11H20ZM26 12V11H25ZM38 12V11H37ZM59 12V11H58ZM64 12V11H63ZM73 12V11H72ZM76 12V11H75ZM80 12H82V13H80ZM87 11H85V13H86ZM142 12H144V11H142ZM180 12V13H181ZM248 12V13H249ZM9 13V12H8ZM7 13V14H8ZM12 13H10V14H12ZM15 13H16V11H15ZM17 13L19 14V12L17 11ZM24 13V12H23ZM23 13L21 14V15H23ZM45 13V15L47 16V14ZM54 13V12H53ZM53 13H51V15H49L48 16V18L50 17V16H52V14ZM57 13V12H56ZM68 12H66V14H67ZM177 13V12H176ZM17 14V15H18ZM65 14V15H66ZM77 14V13H76ZM79 14H77V15H79ZM147 14V13H146ZM170 15L169 16V18H170V20L169 19H167L168 17H166L167 15ZM171 14H173L172 12H171ZM264 14V13H263ZM263 14H262V16H263ZM6 15V14H5ZM5 15H0L1 17L2 16H4L5 17ZM17 15H15V17H17ZM20 15V14H19ZM18 15V16H19ZM36 15H37V13H36ZM43 15H44V13H43ZM55 16H56V14H54ZM84 15V14H83ZM248 15V14H247ZM246 15V16H247ZM250 15V14H249ZM7 16V15H6ZM12 16H14V15H12ZM35 16V15H34ZM37 16V17H38ZM55 16H53V17H55ZM58 16V15H57ZM56 16V17H57ZM67 16V15H66ZM70 16H71V14H70ZM76 16V15H75ZM80 16V15H79ZM0 17V41H3L4 40V38H5V35H7L6 33H8L7 32V30H8V23H7V18H6V20L5 19H2ZM9 17V16H8ZM24 17V16H23ZM26 17H25V19H26ZM41 17H43L42 18V20H41ZM53 17H52V19H53ZM59 17V20H60V18H62L63 16H58ZM73 17V16H72ZM77 17V16H76ZM141 17V16H140ZM143 17H145V12H144V16H143V14H142V18ZM241 17V18H240ZM249 17V16H248ZM248 17H247V19H248ZM251 17V16H250ZM255 17V16H254ZM258 17V16H257ZM12 18V17H11ZM21 18V17H20ZM20 18L19 17H17L16 19L18 20H20ZM45 18H47V17H45ZM48 18H47V20H48ZM65 18H69V17H64V20H65ZM81 19V17H78V18H76V19ZM83 18H85V17H83ZM83 18L81 19V20H83ZM240 18V19H239ZM244 19L246 18V17H243ZM243 18H242V20H243ZM256 18V17H255ZM29 18H27L25 21L26 22H28V23H30V20H28ZM71 19V18H70ZM70 19H69V21H70ZM73 19V18H72ZM71 19V20H72ZM21 20H23L24 21V19H21ZM46 20V19H45ZM54 20V19H53ZM52 20V21H53ZM66 20H68V19H66ZM75 20V19H74ZM139 20H140V18H139ZM150 20V19H149ZM149 20H146L147 22H149ZM171 20H172V22H173V24H174V27L172 28L173 30H178V32H180V33H178V34H180V36L178 37V39H177V37L176 36H174V35H176L177 33H172V35L174 36V39H175V37H176V41L174 40V43H173V41H171L170 42V40L169 39H171L169 36L167 37V35L168 34H170L171 32H172V30H171V32H170V30L168 31L167 29H169V27L170 26H168L167 27V29H166V32L168 31L169 33L167 34L165 31L163 32V27H165V24H167V23H169V22H171ZM248 20H251V21H254V20H252V19H248ZM248 20L246 21V22H248ZM258 20V19H257ZM41 21L43 22V23H41ZM49 21H50V19H49ZM48 21V22H49ZM51 21V22H52ZM55 21V20H54ZM53 21V22H54ZM61 21V20H60ZM63 21V20H62ZM78 21V20H77ZM138 21V20H137ZM140 21H142V19L140 20ZM245 21V20H244ZM11 22V21H10ZM33 22V21H32ZM33 22V23H34ZM47 22V23H48ZM56 22V21H55ZM54 22V23H55ZM58 22V21H57ZM56 22V23H57ZM66 22V21H65ZM64 22V23H65ZM74 22V21H73ZM79 22H81V21H79ZM79 22H74L73 24L75 25V26H77V24H79ZM139 22V21H138ZM137 22V23H138ZM172 22H171V24H172ZM258 22V21H257ZM14 23H15V18H14ZM33 23H30V24H33ZM34 23V24H35ZM47 23H45V24H47ZM54 23L52 24V26L53 27H55L56 26V24H55V26H54ZM63 23V24H64ZM69 24H70V22H68ZM75 23H77V24H75ZM83 23H84V21H83ZM82 23V24H83ZM140 23V22H139ZM249 23H250V21H249ZM248 23V24H249ZM21 24V26H22V23H20ZM19 23L18 24H15L16 26L17 25H20ZM26 24V23H25ZM29 24V25H30ZM58 24H61L60 22L58 23ZM62 24V25H63ZM72 24V23H71ZM72 24V25H73ZM82 24L80 25V26H82ZM152 24V23H151ZM172 24V25H173ZM247 24V23H246ZM250 24H252V23H250ZM260 24H261V22H260ZM28 25V24H27ZM28 25V26H29ZM49 25H50V23H49ZM65 25H67V26H65L66 28H68L69 26H68V24L66 23ZM135 25H136V23H135ZM139 25V24H138ZM168 25H170V24H168ZM171 25V26H172ZM255 25H256V27H260V25L258 24L257 25V23L255 22ZM12 26V25H11ZM28 26H26L25 27V30H29V29H31L30 27H28ZM33 26V25H32ZM35 26V25H34ZM37 24H36V27L38 28L39 27ZM59 26V25H58ZM57 26V27H58ZM84 26V25H83ZM167 26V25H166ZM237 26V25H236ZM247 25H245V27H246ZM20 27V26H19ZM23 27V29L22 30H24V26H22ZM28 27V28H27ZM46 27H47V25H46ZM46 27L45 28H42V30L44 29V31H45V29H46ZM49 27V26H48ZM60 27H61V25H60ZM59 27V28H60ZM64 27V28H65ZM138 27V26H137ZM136 26H135V31H136V28H137ZM176 27H178V28H176ZM235 27V26H234ZM238 27L240 28V26L238 25ZM242 27V26H241ZM244 27V28H245ZM248 27V26H247ZM255 26H253L252 27V29L254 28ZM258 27V28H259ZM33 28V27H32ZM50 28V27H49ZM77 28V27H76ZM146 30H147V27H144ZM170 28V29H171ZM250 28H251V26H250ZM13 29V28H12ZM34 29V28H33ZM36 29V28H35ZM34 29V30H35ZM39 29L41 30V28L39 27ZM61 29H63V27L61 28ZM69 29V28H68ZM73 29H74V27H73ZM78 29V30H77ZM76 30L77 31H79V29H81V27L80 28H77ZM143 29V28H142ZM246 29V28H245ZM244 29V30H245ZM252 29H251V31H252ZM255 30H256V28H254ZM261 29V28H260ZM11 30V29H10ZM21 30V32H23ZM32 30V29H31ZM33 30V31H34ZM56 30H58V29H56ZM141 30V29H140ZM145 30V31H146ZM183 31V32H181V31ZM255 30H253V31H255ZM30 31V30H29ZM28 31V32H29ZM32 31V32H33ZM52 31H54V28H53V30ZM52 31H51V33H52ZM65 31H66V29H65ZM82 31V30H81ZM139 31V30H138ZM246 31V30H245ZM252 31V32H253ZM264 31V30H263ZM12 32V31H11ZM14 32V31H13ZM27 32V31H26ZM38 32H39V30L37 31V33H34V35L35 34H38ZM47 32V31H46ZM61 32V31H60ZM69 32V31H68ZM144 32V31H143ZM148 32V31H147ZM174 32V31H173ZM240 32V31H239ZM257 33L259 32V31H256ZM18 33H20V32H18ZM25 33V31L23 32V34ZM39 33H41V31L39 32ZM42 33H44V32H42ZM55 33V32H54ZM54 33H52L51 35H53ZM58 33V32H57ZM66 33V32H65ZM65 33H63V34H65ZM136 33V32H135ZM139 33V32H138ZM137 33V34H138ZM164 33H166V34H164ZM260 33H262L261 32V30H260ZM259 33V34H260ZM28 34H33V33H27V35ZM62 34V33H61ZM62 34V35H63ZM136 34V35H137ZM144 34H146V33H144ZM182 34V35H181ZM254 34V33H253ZM253 34H252V37H253ZM25 35V34H24ZM24 35H22V36H24ZM40 34H38V35H36V36H34L35 38L36 37H38ZM46 35V34H45ZM57 35V34H56ZM61 35V36H62ZM66 35V34H65ZM260 35H264L263 33L262 34H260ZM29 36V35H28ZM28 36H26L27 38H28V40H29V38H30V40H31V37H28ZM42 36V35H41ZM41 36H39V37H41ZM55 36V35H54ZM53 36V37H54ZM60 36V35H59ZM138 36H139V34H138ZM172 36V37H173ZM25 37V38H26ZM47 38V41L44 39L45 37L43 36V39L46 41V42H48L49 40H48V38H51V37H48V36H46ZM129 37H130V35H129ZM249 37V36H248ZM262 37V36H261ZM7 38V37H6ZM12 38V37H11ZM25 38L23 39H21L23 42H25L24 44L26 45V43H27V45H28V43L30 44V42H26V41H24L25 40ZM27 38H26V40H27ZM42 38V37H41ZM56 38H57V40H58V35H57V37H55V38H51V39H53V40H50L51 41V44H50V46L51 45H53L52 44V42L55 44V40H56ZM250 38H251V36H250ZM254 38V37H253ZM9 39V38H8ZM19 39H20V37H19ZM18 39V40H19ZM38 39V38H37ZM55 39V40H54ZM59 39H60V41L58 40V42L59 43H61V37H59ZM125 39H128L129 40V38H128V36L125 38ZM138 39V38H137ZM261 39H264V37L263 38H260L259 40H261ZM12 40V39H11ZM27 40V41H28ZM34 39L32 38V41H33ZM172 40V39H171ZM15 41V40H14ZM38 41H40V43L43 45V40H42V42H41V40L39 39ZM45 41H44V43H45ZM8 42H10V41H8ZM33 42H36V41H33ZM127 42H130V41H127ZM1 43V42H0ZM40 43H38V44H40ZM50 43V42H49ZM49 43H46V44H49ZM59 43H57V44H59ZM259 43H260V41H259ZM262 43V42H261ZM2 45H4V44H6V43H4L3 44V42L1 43ZM15 44V43H14ZM19 44V43H18ZM32 44V43H31ZM36 44V43H35ZM40 44V45H41ZM132 44V43H131ZM12 45V44H11ZM22 45H23V43H22ZM21 45V43H20V47L22 46ZM176 45L174 46V47H176ZM262 45V44H261ZM24 46V45H23ZM28 46H30V45H28ZM32 46H33V44H32ZM36 46H37V48H38V45L36 44ZM46 46V45H45ZM49 46V48H52V47H50ZM54 46V45H53ZM58 45H56L55 47H57ZM132 46V45H131ZM3 47V46H2ZM12 46H10V48H11ZM15 47H17V46H15ZM24 47H27V46H24ZM35 47V46H34ZM34 47H33V49H34ZM41 48H43V46H40ZM54 47V49H58V47L59 48H62L61 46H60V44H59V46L57 47V48H55ZM32 48V47H31ZM30 48V49H31ZM46 48L48 49V46H46ZM12 49H16V48H12ZM11 49V50H12ZM18 49H19V46H18ZM16 50V52H19V50ZM32 49V50H33ZM36 49V48H35ZM47 49H46V54H47ZM264 49V48H263ZM7 50H8V48H7ZM23 50H25V48H23V49H21V51L22 52H24ZM27 50V49H26ZM29 50V49H28ZM27 50V51H28ZM40 52H37V53H41V49H38ZM51 50V49H50ZM49 49H48V51H50ZM60 50V51H59ZM59 50H56L57 52H55V53H57L58 54V51H59V53L61 54V51H63V55H65L64 54V50H61V49H59ZM173 50H175V49H173ZM31 51V50H30ZM43 51V50H42ZM5 52H7L6 50H5ZM5 52H3L2 51V49H1V45H0V75L2 76V75H4V71L6 70V69H9L10 68V66H8V62H7V60L8 59H6V55L4 54ZM9 52V51H8ZM11 52V51H10ZM34 52H35V50H34ZM45 52V51H44ZM52 52H53V49H52ZM261 52V51H260ZM21 53V52H20ZM30 54L32 53V52H29ZM50 53V52H49ZM9 54V53H8ZM13 54V53H12ZM15 54V53H14ZM27 54V53H26ZM52 54V53H51ZM59 54V55H60ZM11 55V54H10ZM16 55H18V56H21V57H23V56H25V55H23V54H16ZM15 55V56H16ZM28 55V54H27ZM35 55V54H34ZM38 55H40V54H38ZM49 55V54H48ZM47 55V56H48ZM56 55V54H55ZM54 54H53V56H55ZM62 55V56H63ZM44 56V55H43ZM46 56V55H45ZM52 55H50V57H51ZM52 56V57H53ZM58 56V55H57ZM8 57V56H7ZM28 58H30V56H27ZM31 57H32V55H31ZM36 57H38L37 55H36ZM36 57H35V59H36ZM39 57H41V56H39ZM49 57V58H50ZM56 57V56H55ZM167 57H169V56H167ZM171 57V56H170ZM9 58H10V56H9ZM11 58H13V55H12V57ZM28 58H26L27 60H28ZM33 59H34V56L32 57ZM58 58H62V57H56L55 59H58ZM14 59V58H13ZM26 59H23V61H25ZM33 59H31V62L30 63H35V66H37V63H36V61L35 62H32L33 61ZM37 59H39L40 60V58H37ZM42 59H44L43 57H42ZM48 59V58H47ZM64 59V61H62L61 60V63H63V62H66L67 60V58L65 59V57L63 58ZM154 59V58H153ZM160 59H162V58H159V60ZM170 59V58H169ZM20 60V59H19ZM26 60V61H27ZM45 61H47L46 59H44ZM48 60H50L51 62H54L53 61V59L51 60V58L50 59H48ZM155 60H157V59H155ZM154 60V61H155ZM14 61V60H13ZM16 61V60H15ZM30 61V60H29ZM29 61H28V63L27 64H30L29 63ZM59 61V60H58ZM58 61H55L56 63H57V65H58V63H59V65L58 66H60V62H58ZM153 61V60H152ZM173 61V62H172ZM12 62V61H11ZM20 62H22V61H20ZM39 62V61H38ZM47 62H48V64H47ZM46 62V64L47 65H49V61H47ZM157 62V61H156ZM160 62V61H159ZM26 63V62H25ZM41 63H42V61H41ZM67 63V62H66ZM155 63V62H154ZM43 64V63H42ZM52 64V63H51ZM55 64V63H54ZM158 64H160V63H158ZM23 65H25L24 63H23ZM22 63H21V67H20V69L22 68ZM39 65V64H38ZM43 65H45V64H43ZM56 65V66H57ZM63 64H61V66H60V68H63V66H62ZM64 65H65V63H64ZM26 66V65H25ZM53 66V65H52ZM66 66H67V64H66ZM161 66H163V65H161ZM32 67L33 66H31V67H29V65H28V70H31L32 71ZM41 67V66H40ZM48 67V66H47ZM49 67L51 68V66L49 65ZM164 67V66H163ZM27 68V67H26ZM35 68L36 67H33V69L35 70ZM53 68H55V69H57L55 66H53ZM59 68V67H58ZM67 68L68 69H70L68 66H67ZM46 68H45V66H44V69L43 70H45ZM49 69V68H48ZM54 69V70H55ZM154 69V68H153ZM160 69H161V67H160ZM159 69V70H160ZM165 69V68H164ZM174 69V68H173ZM190 70V69H188V68H185V70ZM12 71H14L13 70V68L11 69ZM19 69H17V70H15V73L18 71ZM22 70L24 71L25 70V67H24V69L22 68ZM22 70H19V71H22ZM27 70V69H26ZM27 70V72L28 73H30L31 71H28ZM37 70H38V68H37ZM37 70H35L36 72H41L42 73V71H37ZM39 70H41L40 68H39ZM50 70V69H49ZM64 70H65V66H64ZM178 70H180V69H178ZM186 70V71H187ZM52 73H54L55 71H53V70H50ZM60 71H61V69H60ZM71 71H73L72 69L70 70V72ZM75 71V70H74ZM74 71H73V73H74ZM182 71V70H181ZM8 72H9V70H8ZM8 72H6V75H7V73ZM33 72V74H31ZM31 73H30V75H31V78H30V75H29V78L30 79H27V77H26V79L27 80H31V79H34V78H32L33 76L32 75H34V76H36L35 74H34V71H32ZM59 72V70L56 72V73H58ZM62 72V71H61ZM61 72L59 73V74H61ZM76 72H78V71H76ZM171 72V71H170ZM188 72V71H187ZM190 72V71H189ZM194 72L192 73V74H194ZM12 73H14V72H12ZM40 73V75H42ZM64 73H66V70H65V72ZM173 73V72H172ZM190 73V74H191ZM11 74V73H10ZM25 74H26V71H25ZM25 74H23V76L21 77V78H23L24 77V75ZM38 74V73H37ZM45 74H47V71H46V73H43V75H45ZM51 73L49 72V75H50ZM55 74V73H54ZM63 74V73H62ZM77 74V73H76ZM81 74V73H80ZM160 74H161V72H160ZM174 74V73H173ZM189 74V73H188ZM189 74V75H190ZM192 74H191V76H192ZM195 74H194V76L193 77H195ZM13 75V74H12ZM15 75H17V74H14V76ZM20 75H22V73L20 74ZM39 75V76H40ZM68 75V76H67ZM73 75H75V73L73 74ZM181 75V77L185 80L183 83H186V82H188L189 84H191V86H194V91L193 92H191L190 94V100L194 103V105L196 106V108L198 109V111L199 112H201L204 116H205V118H206V125L204 126V128L202 127V131L203 132H201V133H203V135H201V137H202V144H201V146H200V144L198 145L199 147H197V149L199 148L200 149V151H201V154H202V158H197V161H199V160H201V165H202V167H203V172H204V175H203V177L201 178V180H199L197 177H200V175L198 176V172H196L195 174H197V177L195 178V180L197 179V183H199L198 185H200V186H198L197 185V187L199 188L198 189V191H197V193L194 195V197H192V198H190L189 199V201H190V205L191 206H189L188 208V210H187V212H186V209L187 208H185V215H184V210L182 211V213H183V216L181 217V213L179 212V209L182 207V206H184V205H186L187 204V201H188V199H187V197H186V199H184V201L182 200V199H180L179 200V198H178V200L177 201H175L176 203H175V211H176V213H178L177 215L175 214V216H172V218H170V220L173 222V221H175V229H176V238H174V240L175 241H179L178 243H179V246H177V244H171V245H173V246H176L177 247V250H176V252L175 253H177V254H175L174 252V254L175 255H177V257H178V261H175V263L176 264H264V199L261 197V199H259V200H255L254 201V199H253V197L251 198V195H249V194H246L245 192H244V185H245V183L246 182H251L252 183V185H254L255 187H257L258 188V190H262V192L263 193H261V196H263L264 195V173L262 172V174L260 175V176H257V177H249V176H243V175H248L249 174V171H248V166L250 165V166H252L254 169H256L257 170V166H256V164H255V162H254V160H253V155H252V148H250V146H249V142H248V140L250 141V139H247V141L245 140V135L247 134V136H248V132L245 134V135H243V134H238V135H234V134H237L236 132H234L233 134H232V131H230V130H228V128L226 129V127H230V126H226L225 128H224V126H223V123H224V120L223 119H226V118H223L222 120H223V123H222V121H221V116H220V118H219V115H218V107H217V109H216V107L212 104V102H211V99H210V97L207 95V94H205L197 85H194V83L193 82H191L188 78H187V76L188 75H186L185 73H184V71H182V73L180 74ZM11 76V75H10ZM38 76V77H39ZM46 76V75H45ZM45 76H44V78H45ZM51 76V75H50ZM56 76H57V74H56ZM60 76V75H59ZM61 76H63V75H61ZM78 76H79V74H78ZM163 76V75H162ZM198 76H196V79L198 80L199 78H197ZM4 78H5V76H3ZM3 77H1V78H3ZM7 77V76H6ZM9 77V76H8ZM16 77V76H15ZM17 77H19V76H17ZM47 79H46V81H47V86L48 87H50L51 85V83H50V81L48 80V78H50V77H48V74H47ZM68 77H69V74L68 73H66V78L65 79H68ZM71 77V76H70ZM12 78V77H11ZM25 78V77H24ZM44 78H42V77H40V80L42 79V80H44V81H42V82H40L41 84H43L44 85V83L43 82H45V79ZM72 78H73V76H72ZM80 78V76L78 77V79ZM165 78H166V76H165ZM164 78V79H165ZM10 79V78H9ZM15 78H13V82L15 81L14 80ZM18 80H19V78H17ZM57 79H58V77H57ZM63 79V78H62ZM75 79H76V77H75ZM17 80V81H18ZM23 80V79H22ZM39 79H38V83L37 84H39V81H40ZM61 79H58V81H60ZM72 80H74V79H72ZM166 80H169V79H167L166 78ZM165 80V81H166ZM1 81V80H0ZM4 81V80H3ZM2 81V82H3ZM8 81H10V80H8ZM25 81V80H24ZM35 81L37 82V80H36V78H35ZM48 81H49V83H48ZM65 81V80H64ZM63 81V82H64ZM71 81V80H70ZM78 81V80H77ZM77 81H75V82H77ZM160 81V80H159ZM158 81V82H159ZM183 81V80H182ZM195 81V80H194ZM12 82V81H11ZM21 82V81H20ZM26 82H28V81H25V83ZM30 82V81H29ZM57 82V81H56ZM62 82V81H61ZM73 83H74V81H72ZM161 82V81H160ZM169 82L170 83H172L170 80L168 81V85H169ZM176 82H178V81H176ZM198 82H199V80H198ZM10 83V82H9ZM8 83V84H9ZM17 83V82H16ZM23 83V82H22ZM24 83V84H25ZM31 83H34L33 82V80H31ZM59 83V82H58ZM58 83H56V84H58ZM197 83V82H196ZM201 83V82H200ZM11 84V83H10ZM9 84V85H10ZM18 84H21V83H19L18 82ZM24 84H23V88H24ZM27 84V83H26ZM30 84V83H29ZM29 84H27L26 85V87L28 86H31V85H29ZM41 84H39L40 85V87H42L43 85H41ZM53 84V83H52ZM55 84V83H54ZM52 85V86H54L55 87V89L56 88H59V87H57V85L55 86V85ZM60 84V83H59ZM63 84V83H62ZM64 84H65V82H64ZM160 84V83H159ZM165 84V83H164ZM179 84H181V85H183L182 83H181V79L179 80ZM187 84V83H186ZM5 85H7V84H5ZM14 85V84H13ZM15 85H17V84H15ZM33 85H35V84H33ZM33 85H32V88H33ZM50 85V86H49ZM172 85H173V83H172ZM175 85V84H174ZM38 86V85H37ZM45 86V85H44ZM43 86V87H44ZM46 86V88H48ZM59 86H61V85H59ZM183 86H185V85H183ZM191 86H189V87H191ZM204 86V87H205ZM9 87V86H8ZM20 87H22V85L20 86ZM39 87V86H38ZM37 87V88H38ZM162 87V86H161ZM172 87V89H173V86H171ZM170 87V88H171ZM177 87V86H176ZM175 87V88H176ZM187 87H188V85H187ZM202 87H203V85H202ZM201 87V88H202ZM205 87V88H206ZM10 88L11 87H9L8 89H9V91H10ZM14 88H16V87H14ZM35 88V87H34ZM51 89H52V87H50ZM4 89V88H3ZM1 87H0V196H3L4 194H6L7 192H8V190L9 189H16L17 188V184H14V183H12V179H14L13 177H15L18 173H19V171H20V168H21V165H22V160H23V163H25L24 162V158H23V150H24V148L26 147V146H28V145H30V144H32V145H35L34 147H36V142H35V140H34V144L32 143L33 141H31V143H29L28 144V140L26 141L25 139H27V138H22V140L20 141V146L18 145V147H20L19 149H18V147L15 145V142L17 143V141H15V139L17 140L19 137H18V135L20 134V132H21V130H20V127H21V124L22 123H24L26 126H24V127H28V126H33L32 124L34 123V125L36 124L35 122H33V121H35L36 119V122L40 119L41 120V118H37L38 116H36V114H35V116H34V119L35 120H30V115H31V113H32V111H33V109H34V107L32 106V103L34 102H32L31 101V99L32 100H35V101H39V99L40 98H38L37 100L34 98V96L33 95H30L29 93H19V91H18V93L16 92V89H15V92L17 93V94H13L14 93V91H11V95H6V94H8V93H6L5 94V92H6V90H3ZM13 89V88H12ZM26 89V88H25ZM27 89H29V90H33V89H30V88H27ZM27 89H26V91H27ZM43 89V88H42ZM60 90H61V87L59 88ZM162 90H163V88H161ZM160 89V90H161ZM178 89V88H177ZM191 89H192V87H191ZM197 91H196V90ZM207 89V88H206ZM205 89V90H206ZM28 90V91H29ZM36 89H34V91H35ZM39 90V89H38ZM46 90V89H45ZM54 90V89H53ZM58 90V89H57ZM174 90V89H173ZM172 90V91H173ZM190 90V89H189ZM204 90V89H203ZM9 91H7V92H9ZM37 91V90H36ZM35 91V92H36ZM50 90H48V92H49ZM54 91H56V90H54ZM54 91L52 92L55 96H53V97H56L57 95L54 93ZM101 91H103L104 92V90L102 89ZM184 92V90L182 89L181 90V92ZM188 91V90H187ZM25 92V91H24ZM30 92V91H29ZM33 92V91H32ZM38 92V91H37ZM43 92H44V90H43ZM56 92H59V90L58 91H56ZM160 93H161V91H159ZM158 92V93H159ZM190 92V91H189ZM31 93V92H30ZM39 93V92H38ZM38 93H36V95L38 94ZM41 93H42V90H41ZM40 93V94H41ZM60 93V92H59ZM61 93H62V91H61ZM60 93V94H61ZM105 93V92H104ZM103 93V94H104ZM107 93V92H106ZM105 93V94H106ZM157 93V92H156ZM261 93V92H260ZM262 93H263V91H262ZM33 94L35 95V93L33 92ZM105 94L103 95V96H105ZM108 94V93H107ZM169 94V93H168ZM180 94H182V93H180ZM186 94V92H184V94L183 95H185ZM43 95V97L42 96H40L41 97V99L42 98H44V96H45V94H42ZM59 95V94H58ZM102 94H100V95H98L99 97H97V98H99V99H97V103H98V100H100V96H101ZM189 95V94H188ZM31 96H33V97H31ZM51 96H52V94H51ZM107 96H109V95H107ZM156 96H158V95H156ZM171 96L172 95H170V97H168L169 99L171 98ZM186 96V95H185ZM37 97H39V95H37ZM46 97H49V98H51L50 96H46ZM58 97V96H57ZM189 97V96H188ZM34 98V99H33ZM104 98H107V97H104ZM103 98V99H104ZM110 98V97H109ZM185 98V97H184ZM262 98V97H261ZM56 99V102L57 101H60V100H58V99H60V97H58V98H55ZM113 99V98H112ZM158 99V98H157ZM47 100H49V99H47ZM47 100H46V102H47ZM53 100H54V98H53ZM53 100H52V102H53ZM159 100V99H158ZM157 100V101H158ZM214 100V99H213ZM217 100V101H218ZM32 103H31V102ZM49 101H51V100H49ZM49 101L47 102L48 103V106H49ZM101 101V100H100ZM111 101V100H110ZM113 101V100H112ZM156 101V102H157ZM55 102V101H54ZM54 102H53V104L50 102V104H52L53 106H55L56 105V103L54 104ZM61 102V101H60ZM60 102H58V106L60 105ZM95 102V103H96ZM102 102V101H101ZM118 102V101H117ZM160 102V101H159ZM35 103V102H34ZM39 103H40V105L42 104V106H44L45 104L44 103H42V100L41 101H39ZM173 102H171V104H172ZM101 104V103H100ZM117 104H119V103H117ZM117 104H115V105H117ZM131 104H132V102H131ZM143 104V105H142ZM153 104V103H152ZM192 104V103H191ZM219 104V103H218ZM39 104L37 105V107L38 106H40ZM93 105V104H92ZM90 106V107H93V106ZM95 105H98V104H95ZM95 105H94V110L93 111H96L95 110ZM110 105H112V103L110 102ZM109 105V106H110ZM114 105V106H115ZM159 105V104H158ZM216 105V104H215ZM221 105V104H220ZM135 106V105H134ZM134 106H131V108H133ZM148 106V105H147ZM154 106H155V104H154ZM167 106H168V103H167V101L166 100H163L162 102H161V107L164 109V110H166V108H167ZM170 106V105H169ZM41 107V106H40ZM39 107V108H40ZM46 107H47V105H46ZM50 107V108H49ZM49 107H47V108H49V109H51V107L52 106H49ZM97 107V106H96ZM151 107V106H150ZM171 107V106H170ZM194 107V106H193ZM39 108H37V109H39ZM54 109L55 108H57V107H53ZM111 108H112V106H111ZM159 108V107H158ZM36 109V106H35V110H37ZM42 109H43V111H44V113L45 112H47L46 111V108H45V106H44V108H40V111L42 112ZM97 109H98V107H97ZM107 109V108H106ZM146 109H148V108H145L144 110H146ZM170 109H172V107L170 108ZM194 109V108H193ZM127 110V109H126ZM129 110V109H128ZM143 110V109H142ZM159 110V109H158ZM37 111H39V110H37ZM39 111V112H40ZM99 111V110H98ZM98 111H96L97 113H98ZM129 111H132L131 109L129 110ZM129 111L127 112V113H129ZM108 112V114H106V113H104V112H102V115L100 114L99 116H102V118H101V122L103 121H105L106 119H107V117H108V121L110 120L112 123H114L113 125L115 126V129L113 130V132H112V135H116V134H118V132H120V130H122L121 129V127H122V123H121V119L122 118H120L119 116H116V114L114 113L115 112V109H112V110H110V111H107ZM158 112V111H157ZM159 112H161V110L159 111ZM220 112V111H219ZM236 113H237V111H235ZM242 112V113H241ZM95 113V112H94ZM96 113V114H97ZM133 113V112H132ZM162 113V112H161ZM195 113V112H194ZM235 113V115H238V113L236 114ZM34 114V113H33ZM39 114H41V113H38L37 115H39ZM93 114V113H92ZM163 114V113H162ZM193 114V113H192ZM196 114V113H195ZM194 114V115H195ZM44 115L45 114H43L42 113V116H43V118H44ZM128 115V114H127ZM135 115H137L138 116V113H137V111H136V114ZM142 115V114H141ZM144 115V114H143ZM156 115V114H155ZM234 115V116H235ZM253 115V114H252ZM256 115V114H255ZM41 116V115H40ZM131 116V115H130ZM162 116V115H161ZM168 116V115H167ZM196 116V115H195ZM204 116H202V117H204ZM234 116H233V118H234ZM244 116V115H243ZM32 117H33V115H32ZM141 117V116H140ZM163 117V116H162ZM229 117H231V116H229ZM229 117H228V119H229ZM248 117H249V115H248ZM248 117L246 118V119H248ZM255 117H254V119H255ZM95 118H97V117H95ZM125 118H126V116H125ZM128 118V117H127ZM204 118V119H205ZM244 118V117H243ZM243 118L241 117V119H242V121H240L238 118H236V121H240V123L239 124H245L246 125V122L247 121H245V120H243ZM166 119V118H165ZM226 120L227 122L229 121V120ZM250 119L252 120V118H251V116H250ZM254 119H253V122H254ZM39 120V121H40ZM43 120V119H42ZM41 120V121H42ZM123 120V119H122ZM231 120V119H230ZM249 120V119H248ZM251 120H250V122H251ZM29 121H32V124H29L28 125V123H29ZM41 121H40V123H41ZM126 121H128V120H126ZM197 121H198V118H197ZM225 121V122H226ZM245 123H244V122ZM92 122V121H91ZM90 122V123H91ZM100 122V123H101ZM189 122H191V120H189ZM242 122V123H241ZM249 122V121H248ZM250 122H249V124H250ZM38 123V122H37ZM125 123V122H124ZM128 123H129V121H128ZM127 123V124H128ZM231 122H229L228 124H230ZM24 124H22V125H24ZM39 124V123H38ZM42 124V123H41ZM127 124H126V127H127ZM199 124V123H198ZM197 124V125H198ZM227 124V123H226ZM231 124H236V123H231ZM248 123H247V125H249ZM254 124H256L257 125V123H253V129H254ZM28 125V126H27ZM37 125V124H36ZM35 125V126H36ZM40 125V124H39ZM38 125V126H39ZM92 125H95V124H92ZM103 125V124H102ZM194 125V124H193ZM201 125V124H200ZM238 125V123L236 124V126ZM20 126V127H19ZM34 126V127H35ZM41 126V125H40ZM98 126V125H97ZM110 126V125H109ZM240 126V125H239ZM250 125H249V127H251ZM23 127V126H22ZM23 127V128H24ZM33 127V128H34ZM37 127V126H36ZM35 127V132H36V129H38V128H36ZM42 127V126H41ZM40 127V128H41ZM94 127V126H93ZM93 127H92V129H93ZM108 127V126H107ZM106 127V128H107ZM235 127V126H234ZM233 127V129H235ZM244 127V126H243ZM248 126H247V128H249ZM251 127V128H252ZM18 128H19V131H18ZM22 128V129H23ZM30 129H32L31 127H29ZM89 128V127H88ZM96 128V127H95ZM104 128V127H103ZM198 128V127H197ZM245 128V127H244ZM251 128L250 129H247V130H251ZM258 131L257 132H259V130H260V128H258V127H255ZM262 128V129H263ZM26 129V128H25ZM24 129V130H25ZM28 129V128H27ZM91 129V130H92ZM173 129V128H172ZM200 129V128H199ZM230 129H232V128H230ZM232 129V130H233ZM236 129L238 130V128L236 127ZM242 128H240L238 131L240 132V130H241ZM252 129V130H253ZM33 130V129H32ZM87 130V129H86ZM98 130H99V128H98ZM97 130V131H98ZM101 130V129H100ZM184 130V129H183ZM200 130V131H201ZM251 130V131H252ZM29 131V130H28ZM38 131H40V129H38ZM38 131L36 132V133H38ZM163 131V130H162ZM176 131V130H175ZM190 131V130H189ZM199 130H197V132H198ZM199 131V132H200ZM242 131H243V129H242ZM241 131V132H242ZM254 131V130H253ZM256 131V130H255ZM255 131H254V133H255ZM262 131V130H261ZM261 131H260V134H261ZM11 132H12V134H11ZM18 132H19V134H18ZM23 132V134H24V132H26L27 133V130L26 131H22ZM22 132H21V134H22ZM31 132V131H30ZM29 132V133H30ZM34 131L32 132V136H33V134L36 136V133H35ZM88 132H91V131H89L88 130ZM93 132V131H92ZM123 132H125V130L123 131ZM129 133H130V135L132 136L133 134H135V133H138V134H140L142 137H143V140H142V142H141V144H140V147H141V151H142V153L138 156L139 157V161L138 162H140V165H139V167H138V169L139 170H141V166L143 165V160H144V155H147V156H149L150 154L152 155V153H154V154H156V155H158L157 157H159L162 161H166V162H169V160H170V156H171V154L172 153H170V150L169 149H171V148H168V146H167V144L164 142V141H161V140H155L154 139V137H153V135H152V133H153V130L150 128V127H147V126H144V125H142L141 126V129L140 128H138L137 130H135V131H133V132H130V131H128ZM196 132V134L198 135L199 134V132L197 133ZM264 132V131H263ZM8 133H9V135L11 134L12 136H9L8 135ZM25 133V134H26ZM86 133V132H85ZM95 133H97V132H95ZM158 133H159V131H158ZM161 133V132H160ZM181 133H183V132H181ZM253 133V134H254ZM23 134L21 135V136H23ZM28 134V133H27ZM88 134V133H87ZM90 134V133H89ZM167 134H169V133H167ZM195 134V135H196ZM249 134H252V133H249ZM257 134H259V133H257ZM255 135L256 137H257V139L259 138V139H261V137L263 138V136L264 135H262V134H264V133H262L261 135ZM7 135L9 136V137H12V138H8L7 137ZM30 135V134H29ZM106 135V134H105ZM160 135V134H159ZM158 135V136H159ZM26 136V135H25ZM28 136V135H27ZM91 136L92 135H90V137L89 138H91ZM107 136V135H106ZM166 136V135H165ZM164 136V138H166ZM186 136V135H185ZM188 136H190V135H188ZM261 136V137H260ZM29 137V136H28ZM124 137H125V135H124ZM160 137V136H159ZM169 137V136H168ZM167 137V138H168ZM249 137V136H248ZM256 137H255V140H256ZM32 138H34V139H36L34 136L32 137ZM88 138V137H87ZM89 138H88V140H89ZM94 138H96V137H94ZM132 138V137H131ZM158 138V137H157ZM156 138V139H157ZM162 138V137H161ZM174 138V137H173ZM195 138H196V136H195ZM194 138V139H195ZM30 139H31V136H30ZM29 139V140H30ZM170 139V138H169ZM175 139V138H174ZM91 140L92 139H90V142H91ZM104 141H105V139H103ZM128 140V139H127ZM178 140V139H177ZM200 140V141H201ZM97 141V140H96ZM103 141V142H104ZM107 141V140H106ZM109 141V140H108ZM112 141V140H111ZM134 141V140H133ZM188 141V140H187ZM259 141V140H258ZM257 141V142H258ZM264 141V140H263ZM27 142V143H26ZM180 142V141H179ZM194 142H195V140H194ZM194 142H192V143H194ZM252 142H254V139H253V141ZM252 142L250 143V145L252 144ZM94 143V142H93ZM177 143V142H176ZM196 143H199V142H197L196 141ZM28 144V145H27ZM131 144V143H130ZM256 144H258V143H256ZM262 144H263V142H262ZM26 145V146H25ZM32 145H30V146H32ZM92 145H94V144H92ZM98 145V144H97ZM173 145V144H172ZM176 145V144H175ZM178 145H180V144H177L176 146L178 147ZM194 145H196V144H194ZM253 145V144H252ZM260 145V144H259ZM264 145V144H263ZM15 146L17 147L16 149H15ZM133 146V145H132ZM253 146H255L256 147V145H255V142H254V145ZM34 147H32L33 148V150H35V148ZM85 147V146H84ZM83 147V148H84ZM139 147V148H140ZM183 147V146H182ZM188 147V146H187ZM263 147V146H262ZM261 147V148H262ZM85 148H87V147H85ZM106 148H107V153H108V155H109V157H108V161H107V163L105 164L104 162H102V163H104V165H102L101 163V165H100V169H101V171H100V173H102V175L101 174H97L98 176H101V177H99V178H102L101 180H100V182L101 183H99V186H97V185H93L92 186V188H89V186H88V188L87 189H85V188H82V189H79L78 190V192H76L77 194H76V196L78 195L79 197L78 198H84V206H83V204L81 205V203H83V202H81L80 203V201H79V204L81 205V207H78V210L76 209V208H72V210H74V212H76L77 213V216H78V213L80 212V213H82V214H86V210H91L90 212H91V214L90 215H88V217L86 218V216H85V218H86V221L84 222V220L82 221L81 219V221H82V223L83 224H81V226H80V224H79V222H77L78 224H79V226H76V224L77 223H75V221H79V219H77V220H74V222H73V220H71V218H69L70 220H67V221H70L71 223L70 224H67V227H70V228H67L66 227V225H65V223H64V226L67 228L66 230H68L69 232L71 231V234H70V237H68V240H70V241H73L74 242V244H75V242H77V243H79V246L78 245H76L77 246V248L79 249V251H77V253L76 254H74V256H72L71 257V252L69 253V252H67L69 255H70V258H66V256L64 255V257H62V258H64V262H63V264H99V263H95V261H96V259H95V257L96 256H98V252H99V244H98V242H100V240L102 239V238H104V236H106V235H103V234H105V232H106V234L108 233L107 231H105V229L107 228V230H109V228L111 229L113 226H115L116 224H117V222L118 221H116V218H114V217H111V218H109L107 221H105V219L107 218V216H104V214L105 213H107V212H105L106 210H108V206L110 205V204H113V202L116 200V198H117V196H118V193H119V191L121 190V189H123V188H125V189H127L128 190V192H127V198L129 199V200H135V197H136V194L138 193L137 192V189H136V186H132V185H130V181L128 180V179H123L122 178V173L124 174V175H126L127 173H129V172H131V170H133L132 168H125V169H123V172H121L120 170H110V169H108V170H106L107 169V166L109 165V164H111L112 162H114V161H122V160H125L126 159V157H127V148H128V145H127V141H126V137H125V139H121L117 144H114V143H112V144H106ZM175 148V147H174ZM173 148V149H174ZM261 148H259L258 150H261V151H263V149H261ZM17 149H18V151H17ZM88 149V148H87ZM104 149V148H103ZM135 149V148H134ZM137 149V148H136ZM195 149V147L192 149V150H194ZM29 150H32V149H30L29 148ZM82 150V149H81ZM90 150H92L91 148H90ZM133 150V149H132ZM179 150V149H178ZM27 151H28V149H27ZM69 151H71V150H69ZM74 151V150H73ZM83 151V150H82ZM103 151V150H102ZM138 151H140V150H138ZM180 151H186L185 150V148H184V150H179L178 152H180ZM257 151V150H256ZM255 151V152H256ZM30 152H32V151H30ZM35 152V151H34ZM64 152V151H63ZM63 152H61V154L63 153ZM195 152H197V151H193V156H194V153ZM258 152V151H257ZM257 152L255 153V154H257ZM264 152V151H263ZM28 153V152H27ZM26 153V154H27ZM68 153V152H67ZM71 154H73L72 153V151L70 152ZM78 153V152H77ZM76 153V154H77ZM132 153H133V151H132ZM137 153V152H136ZM181 154H185V152L183 153V152H180ZM33 155H34V153H32ZM32 154H31V157H27V159L25 160V161H27L29 158H31L30 160H32ZM60 154V153H59ZM70 154V155H71ZM79 154V153H78ZM86 156L85 157H87V159H84L83 161H81L80 163L78 162V164H80V166L78 167L79 169H77L76 171H75V173H73V172H71L70 170H71V168H73L72 167V163L71 162H73V160L71 159H69L68 161L69 162H66V164H65V168H64V172H66V173H68V176L69 177H65V176H63V173L61 174L63 177H65V178H70V179H68V180H70L69 181V183H72V186L75 184V183H78L79 184V181H80V179H82L83 178V176H84V174H85V166H88L89 165V163H90V158H91V153L89 152V151H86V153H84ZM196 154V153H195ZM63 155V154H62ZM182 155V156H183ZM198 155V154H197ZM197 155H195V156H197ZM263 156V154H259V152H258V155H256V157L258 156V158H259V156ZM27 156V155H26ZM76 156V155H75ZM146 156V157H147ZM172 156H174V154L172 155ZM181 156V155H180ZM179 156V157H180ZM187 155L185 154L184 155V157H186ZM25 157V156H24ZM55 157H57L56 155H55ZM54 156H53V158H55ZM62 157V156H61ZM60 157V158H61ZM68 157H70V156H68ZM145 157V158H146ZM150 157H153V156H150ZM197 157H199V156H197ZM23 158V159H22ZM26 158V157H25ZM52 158V159H53ZM81 158H82V156H81ZM148 158V157H147ZM193 158V157H192ZM191 158V159H192ZM196 158V157H195ZM97 159V158H96ZM102 159V158H101ZM155 159V158H154ZM175 159V158H174ZM174 159H172V160H174ZM177 159H179V158H177ZM255 159V158H254ZM53 160H55V159H53ZM56 160H58V159H56ZM65 160H67L66 158H65ZM65 160H64V162H65ZM77 160H78V158H77ZM172 160H171V162H172ZM193 160V159H192ZM191 160V161H192ZM259 160H261V159H259ZM258 160V161H259ZM33 161H34V158H33ZM32 161V162H33ZM59 161V160H58ZM61 161V160H60ZM102 161H103V159H102ZM145 161V160H144ZM160 161V160H159ZM179 161V164H181V162L182 161H184V160H182V161H180V159L178 160ZM177 161V162H178ZM193 161H195V160H193ZM192 161V162H193ZM264 161V160H263ZM27 162H29V161H27ZM26 162V163H27ZM31 162V163H32ZM157 162V161H156ZM155 162V163H156ZM191 162V163H192ZM260 162V161H259ZM258 162V163H259ZM29 164L30 166L32 165V164ZM53 163H55V162H51L50 164L48 163L47 164V166H53ZM58 163V162H57ZM75 163H76V161H75ZM170 163V162H169ZM184 163V162H183ZM195 163V162H194ZM197 163V162H196ZM196 163H195V165H196ZM74 164V163H73ZM97 164V163H96ZM152 164V163H151ZM154 164V163H153ZM160 164V163H159ZM184 164H186V163H184ZM193 164V163H192ZM26 165V164H25ZM24 165V166H25ZM59 165V164H58ZM64 164H63V162H62V166H63ZM164 165H165V163H164ZM187 165V164H186ZM23 166V165H22ZM23 166V167H24ZM30 166H29V169H30ZM97 166V165H96ZM130 166H132V165H130ZM156 166V165H155ZM154 166V167H155ZM157 166H158V164H157ZM162 166V165H161ZM56 167V166H55ZM58 167V166H57ZM167 167V166H166ZM170 167V166H169ZM172 167H173V169H174V165L172 164ZM178 167H180V165L178 166ZM188 167L189 166H187V169H188ZM264 167V166H263ZM261 168L262 170L264 169V168ZM53 168V167H52ZM176 168V167H175ZM198 168V167H197ZM27 170H28V168H26ZM47 169H48V167H47ZM60 169V168H59ZM59 169L57 170L58 172H59ZM162 169H163V171L161 172V173H163L165 170H167V168H165V170H164V167H162ZM161 169V170H162ZM168 169H171V171H172V168H168ZM23 170V169H22ZM51 170V169H50ZM54 170V169H53ZM97 170V169H96ZM144 170H145V168H144ZM174 170H176V169H174ZM173 170V171H174ZM178 170V169H177ZM176 170V171H177ZM191 169H189V171H190ZM55 171H56V169H55ZM93 171V170H92ZM98 171V170H97ZM170 171V172H171ZM29 172V171H28ZM52 172V171H51ZM54 172V171H53ZM57 172V173H58ZM62 172V171H61ZM60 172V173H61ZM137 172V171H136ZM144 172V171H143ZM159 172V171H158ZM167 172H169V171H167ZM178 172V171H177ZM177 172H176V176H177ZM179 174H180V176H181V180L182 179H185V177H184V175H182L183 174V171H180L179 170ZM181 172H182V174H181ZM48 173V172H47ZM157 173V172H156ZM172 173V172H171ZM174 173H175V171H174ZM255 173H256V175H258V171H255ZM30 174V173H29ZM56 174V173H55ZM65 174V173H64ZM91 174V173H90ZM131 174V173H130ZM178 174V175H179ZM184 174H185V172H184ZM194 174V173H193ZM49 175L50 174H48V175H46L47 177H49ZM51 175H52V173H51ZM57 175V174H56ZM88 175H89V172H88ZM95 175H96V173H95ZM94 175V176H95ZM138 175V174H137ZM142 175H145V174H142L141 173V175H140V178H141V176ZM155 175H157V174H155ZM163 175V174H162ZM164 175H165V173H164ZM168 176H169V174H167ZM202 175V174H201ZM263 175V176H262ZM25 176H28L27 174L25 175ZM32 176V175H31ZM31 176H30V178H31ZM45 175H43V177H44V179H45V177H46ZM53 176V175H52ZM93 176V177H94ZM150 176V175H149ZM148 176V177H149ZM158 177H159V175H157ZM161 176V175H160ZM171 176H172V174H171ZM174 176V175H173ZM243 176V177H242ZM24 177V176H23ZM42 176L41 177H39V180H40V178L42 179L43 178ZM56 177V176H55ZM55 177H53V178H55ZM58 177V176H57ZM85 177V176H84ZM90 177H92V176H90ZM92 177V178H93ZM127 177H129V174H128V176H126V178ZM146 177V176H145ZM145 177H143L144 178V181H145V183H146V181H149V182H151V180H150V178H149V180H148V177H146L147 179H145ZM152 177V176H151ZM163 177L164 176H162V177H160V178H162L163 179ZM165 177H167V176H165ZM170 177V176H169ZM178 177V176H177ZM184 177V178H183ZM51 178V176L49 177V178H47V181H48V179H50ZM64 178V179H65ZM87 178V177H86ZM89 178V177H88ZM87 178V179H88ZM91 178V179H92ZM96 178H97V176H96ZM143 178L141 179V180H143ZM154 178V177H153ZM157 178V177H156ZM172 178V177H171ZM187 178V177H186ZM43 179V180H44ZM59 179V178H58ZM86 179V180H87ZM98 179V178H97ZM137 179H138V177H137ZM15 180V179H14ZM21 180H24L25 181V179H21ZM27 180V179H26ZM61 180V179H60ZM60 180H58L59 182H60ZM85 180V179H84ZM157 181V183H155L152 187L153 188H155V186L157 187L158 185L157 184H159V180L158 179H156ZM167 180H168V178H167ZM176 180H178V178L176 179ZM180 180V179H179ZM187 180V179H186ZM191 180V179H190ZM17 181H19V179L17 180ZM24 181H23V183H24ZM31 181V183L33 184V182H34V180H33V178H32V180H30ZM30 181H29V183H30ZM42 181V180H41ZM50 181H53L54 182V180H51L50 179ZM62 181H63V179H62ZM66 182H67V180H65ZM90 181V180H89ZM92 181H93V179H92ZM97 181V180H96ZM154 181H155V179H154ZM153 181V182H154ZM165 181L166 180H164V183H165ZM169 181V180H168ZM167 181V183L169 184V183H171V182H168ZM170 181H171V179H170ZM175 181V180H174ZM193 181H194V179H193ZM55 182H57V180L55 181ZM54 182V183H55ZM91 182V181H90ZM148 182V183H149ZM152 182V183H153ZM177 182V181H176ZM181 182V181H180ZM17 183H19V182H17ZM22 183V182H21ZM22 183V184H23ZM38 183H40V181L38 182ZM37 183V184H38ZM64 183V182H63ZM94 183H96V182H94ZM135 183V182H134ZM143 183V182H142ZM152 183H150V185L152 184ZM173 183V182H172ZM179 183V182H178ZM47 184H48V182H47ZM51 184L52 185H54L52 182H51ZM51 184H48V188L47 189H51ZM58 183H56V185H57ZM85 184H87V183H85ZM91 185H92V183H90ZM96 184H98V183H96ZM101 184V185H100ZM135 184H137V183H135ZM139 184V183H138ZM147 184V183H146ZM145 184V185H146ZM166 184V183H165ZM164 184V185H165ZM180 184V183H179ZM179 184H178V187H180L179 186ZM41 184H39V186H40ZM50 185V186H49ZM63 185V184H62ZM81 185H82V183H81ZM149 185V186H150ZM167 185V184H166ZM173 185V184H172ZM171 185V187H173ZM181 185H182V183H181ZM194 185H195V182H194ZM193 185V186H194ZM31 187H33V188H36L35 187V185L33 184V186L32 185H30ZM37 186V185H36ZM42 186V185H41ZM55 186V185H54ZM67 187L69 186V185H66ZM65 186V187H66ZM71 186V187H72ZM85 186V185H84ZM83 186V187H84ZM140 187H141V185H139ZM177 186V185H176ZM22 187V186H21ZM38 187V186H37ZM43 187L45 188L46 186H44V183H43ZM43 187H40V190H41V188L42 189H44ZM50 187V188H49ZM64 187V188H65ZM79 187V186H78ZM143 187H146V186H143ZM151 187V188H152ZM161 187H163V186H161V185H159V189H161L160 191H161V194H162V191L164 190V187H163V190H162V188ZM167 187V186H166ZM175 187V186H174ZM52 188H54V187H52ZM57 188V187H56ZM70 188V187H69ZM80 188H81V186H80ZM176 188V187H175ZM187 188V187H186ZM46 189V188H45ZM44 189V190H45ZM73 189V188H72ZM72 189H67V190H72ZM145 189H149V188H145ZM143 190V188H142V190L145 192L146 190ZM158 189V190H159ZM166 190H167V188H165ZM168 189H170V184H169V188ZM172 189V188H171ZM191 189H192V187H191ZM190 189V190H191ZM197 189V188H196ZM196 189H195V191L194 192H196ZM20 190H22V189H20ZM55 190V189H54ZM62 190V189H61ZM153 190V189H152ZM166 190H164L163 191V193L166 191ZM175 191V189H172L171 191ZM186 190V189H185ZM37 191L38 190H36V192L35 193H37ZM46 191V190H45ZM48 192H49V190H47ZM46 191V192H47ZM52 191V190H51ZM56 191V190H55ZM58 191V190H57ZM60 191V190H59ZM178 191V190H177ZM180 191V190H179ZM189 191V190H188ZM192 191H193V189H192ZM256 191V190H255ZM29 192V191H28ZM41 192V191H40ZM63 192V191H62ZM65 192V191H64ZM74 192H75V190H74ZM140 192V191H139ZM157 192V191H156ZM156 192H154V194L156 193ZM167 192V191H166ZM165 192V193H166ZM190 192V191H189ZM12 193V192H11ZM14 193H15V191H14ZM30 193H31V190H30ZM34 193V192H33ZM34 193V194H35ZM41 193H43V192H41ZM61 193V192H60ZM69 193V192H68ZM71 193V192H70ZM92 193V194H91ZM153 193V192H152ZM159 193V192H158ZM167 193H170V192H167ZM175 193V192H174ZM184 193V192H183ZM191 193V192H190ZM8 194V193H7ZM55 194H58V196L57 197H59V193H55ZM54 194V195H55ZM63 194V193H62ZM61 194V195H62ZM65 194V193H64ZM67 194V193H66ZM97 195V197H99L98 198V203L96 202V200H94V199H91V196L92 195ZM120 194V193H119ZM143 194V193H142ZM172 194V193H171ZM18 195V197H21V196H19V193L17 194ZM40 195V194H39ZM39 195H37L36 194V196H38V197H41V195L39 196ZM52 195V194H51ZM69 195V194H68ZM94 195V196H95ZM145 195H146V192H145ZM150 195H151V193H150ZM157 195V194H156ZM159 195V194H158ZM169 195V194H168ZM175 195V194H174ZM177 195V194H176ZM180 195V194H179ZM188 195H189V193H188ZM10 196V195H9ZM12 196V195H11ZM24 196V195H23ZM35 196V195H34ZM35 196V197H36ZM46 196V195H45ZM153 195H151V197H152ZM161 196H164V195H161ZM173 196V195H172ZM6 196L4 195L2 198H3V200H4V198H5ZM7 197H8V195H7ZM7 197H6V199H7ZM14 197V196H13ZM13 197H8L9 199H8V201H6L5 203H3V202H0V206L1 205H3L4 207H6V209L8 208V209H13ZM37 197V198H38ZM49 197H51L50 195H49ZM69 197H70V195H69ZM68 197V198H69ZM71 197H72V194H71ZM75 197V196H74ZM74 197H73V200H72V203H67L66 205L67 206H60L59 205V207L56 209L57 211H56V214H58V215H62L61 217H63L64 219H68V215L67 216H65L66 214H65V210H69V205H71V206H73L72 204H73V201H74ZM96 197V198H97ZM138 197V196H137ZM139 197H141V196H139ZM143 197V196H142ZM154 197V196H153ZM152 197V198H153ZM164 197H167V196H164ZM179 197V196H178ZM2 198H0L1 199V201H2ZM16 198H17V196H16ZM23 197H21V198H19V199H21V200H23L24 198L25 199H27L26 197H24L23 199H22ZM29 198H30V196H29ZM32 198V197H31ZM45 197H43V200H47V198H45ZM67 198V199H68ZM148 198V197H147ZM154 198H156V197H154ZM159 198V197H158ZM5 199V200H6ZM18 199V200H19ZM35 199V198H34ZM34 199L33 200H30L31 202L32 201H34ZM40 199V198H39ZM38 199V200H39ZM61 199V198H60ZM64 199H66L65 197H64ZM66 199V200H67ZM70 200H71V198H69ZM127 199V200H128ZM137 199V198H136ZM161 199H162V197H161ZM160 199V200H161ZM15 200V199H14ZM38 200H36V202L38 203ZM42 200V199H41ZM45 200V201H46ZM48 200H51L50 198L48 199ZM63 200V199H62ZM138 200V199H137ZM146 200H148V199H146ZM152 200V199H151ZM165 200V199H164ZM163 200V201H164ZM17 201V200H16ZM16 201H14V203L16 202ZM20 201V200H19ZM19 201H17V203L19 202ZM27 201H29L28 199H27ZM27 201H26V204L30 207V206H32L31 204L29 205V202L27 203ZM44 201V202H45ZM61 201V200H60ZM77 201V200H76ZM141 200H139V202H140ZM142 201H143V199H142ZM172 201V200H171ZM252 201H254V210H253V208L250 206V203L252 202ZM39 202L41 203V201L39 200ZM47 202H49V201H47ZM64 202V201H63ZM71 202V201H70ZM130 202V201H129ZM150 202V201H149ZM17 203H15V206H16V204ZM25 202L23 201V203H18V204H20L21 205V209L23 208L24 209V207L26 206V209H27V205L26 204H24ZM36 203V205H38ZM59 202H57V204H58ZM75 203V202H74ZM77 203V202H76ZM138 203V202H137ZM142 203H144V202H142ZM153 203H156V202H153ZM17 204V206L18 207H20V205H18ZM61 204V203H60ZM62 204H64V203H62ZM69 204V205H68ZM78 204V203H77ZM172 204V203H171ZM22 205H24V207H22ZM43 205V204H42ZM42 205H40V207H42ZM141 206L143 205V204H140ZM251 205H253V204H251ZM35 206V205H34ZM33 206V207H34ZM77 206V205H76ZM79 206V205H78ZM113 206V205H112ZM137 206V205H136ZM144 206H145V208L146 209H148V207H147V205L144 203ZM143 206V207H144ZM152 206V205H151ZM28 207V208H29ZM32 207V209H34ZM40 207L38 208V206H37V211L38 210H40L41 211V209H43V211H44V209L45 208H41L40 209ZM44 207V206H43ZM142 207V208H143ZM161 207H163V206H161ZM2 208V207H1ZM31 208V207H30ZM47 208V207H46ZM62 208V209H61ZM126 208H127V206H126ZM251 208H252V211H251V213H250V210H251ZM16 209V207L14 208V210ZM48 209H49V205H48ZM47 209V210H48ZM131 209V208H130ZM140 209V208H139ZM154 209V208H153ZM250 209V210H249ZM1 210V209H0ZM25 210V209H24ZM28 210H30V209H28ZM28 210H26V211H28ZM46 210V209H45ZM71 210V211H72ZM117 210V209H116ZM121 210V209H120ZM126 210V209H125ZM143 210H144V208H143ZM170 210V209H169ZM173 209H171V211H172ZM239 210H244V212H246V219H245V223H243V224H240L239 223V219H238V214H237V211H239ZM16 211H20V209L18 208V210H16ZM22 211V210H21ZM26 211H23V212H26ZM37 211H35L36 212V214H38L37 213ZM39 211V213H41ZM50 211V210H49ZM52 211V210H51ZM114 211H115V209H114ZM127 211V210H126ZM126 211H125V213H126ZM138 211V210H137ZM146 211V214L150 211V210H144V212ZM154 211V210H153ZM5 211H4V209H3V212H2V210H1V213H0V264H13V258L10 256H8L7 255V248H5V246H4V244H3V242L2 241H4L3 239H1L2 237H1V232H3V231H5V230H8V229H10V226L12 225V219H11V217L12 216H9V215H7V214H3ZM7 212V211H6ZM30 212V211H29ZM32 214H35V212L32 210ZM69 212V211H68ZM134 212V211H133ZM139 212H143L142 210H140ZM151 212V211H150ZM167 212H169V211H167ZM10 213V212H9ZM21 213L22 212H20V215H21ZM52 213V212H51ZM71 213V215H72V213L73 212H70ZM76 213H75V215H76ZM79 213V214H80ZM109 213V212H108ZM124 213V214H125ZM140 213V214H141ZM240 213V212H239ZM14 214L16 215L17 213H15V211H14ZM45 215H46V212L44 213ZM50 214V213H49ZM82 214H81V216H82ZM123 214V213H122ZM138 214V213H137ZM137 214H136V216H134L132 219L134 220V218L135 217H137ZM140 214H139V216H140ZM145 214V213H144ZM158 214V213H157ZM170 214V213H169ZM23 215V214H22ZM27 216L28 215V212H27V214L26 213H24V216ZM40 215V214H39ZM42 215V214H41ZM52 216H54L53 214H51ZM87 215V214H86ZM142 215V214H141ZM148 215L150 216L151 214L150 213H148ZM155 215V214H154ZM173 215V214H172ZM16 216H18V215H16ZM30 216H33V215H30ZM52 216H51V218H52ZM66 218H65V217ZM118 216V215H117ZM139 216L137 217V218H139ZM171 216V215H170ZM243 216H244V214H243ZM23 217V216H22ZM22 217H20L19 216V218L21 219ZM34 217H38V215H36V216H34ZM76 217V216H75ZM79 218H80V216H78ZM106 217V218H105ZM144 217V216H143ZM143 217H141L142 219H143ZM156 217V216H155ZM18 218V219H19ZM24 218H28V217H24ZM39 219H40V217H38ZM37 218V221L39 220ZM41 218H44L43 217V215L41 216ZM73 218H74V216H73ZM72 218V219H73ZM126 218V217H125ZM146 217H144V219H145ZM152 218H153V215H152ZM23 219V218H22ZM21 219V221H23ZM36 218H33L32 217V221H33V223H36L37 224V221L35 220ZM46 219V218H45ZM56 219H58V218H56ZM82 219H83V217H82ZM124 219V218H123ZM143 219V220H144ZM157 219H159V217H157ZM163 219V218H162ZM165 219V218H164ZM166 219H168V218H166ZM222 219V220H221ZM17 220V219H16ZM15 220V221H16ZM29 220H30V217H29ZM42 220V219H41ZM41 220H39L40 222H41ZM48 220V219H47ZM53 221H54V219H52ZM50 221V222H52V223H57V221L59 220H57L56 222H53V221ZM61 220V219H60ZM136 220V219H135ZM170 220L167 222V223H170ZM25 221H26V219H25ZM35 221V222H34ZM42 221H44L45 223H46V220H42ZM66 220H64V222H65ZM123 221V220H122ZM141 221V220H140ZM165 221V220H164ZM40 222H38V225H39V227H40ZM43 222V223H44ZM48 222V221H47ZM61 223L63 222V219H62V221H60ZM142 222V221H141ZM140 222V223H141ZM156 222H158V221H156ZM226 222H229V224L231 223V234H227V235H223L221 232H220V226H222L221 225V223H226ZM17 223V222H16ZM16 223H14V225L16 224ZM28 223V222H27ZM32 223V222H31ZM31 223H30V225H28V226H31ZM59 223V222H58ZM57 223V224H58ZM67 223H69V222H67ZM73 223V224H72ZM124 223H125V221H124ZM138 223L139 222H137V225H138ZM144 223H145V221H144ZM159 223V222H158ZM19 224V223H18ZM26 224V223H25ZM36 224H32V226L33 225H35V227H36ZM49 224V223H48ZM119 224V223H118ZM146 224V223H145ZM14 225H12V226H14ZM17 225V224H16ZM19 225H21V224H19ZM23 225V224H22ZM41 225H43V224H41ZM44 225H47V224H44ZM51 225V224H50ZM61 225V224H60ZM63 225V224H62ZM61 225V226H62ZM136 225V226H137ZM149 225V224H148ZM24 226V225H23ZM22 226V227H23ZM52 226H54V224L52 225ZM64 226H62V227H64ZM126 226V225H125ZM127 226H128V224H127ZM126 226V227H127ZM139 226V225H138ZM145 226V225H144ZM162 226V225H161ZM166 226V225H165ZM172 226V225H171ZM174 226V225H173ZM172 226V227H173ZM16 227V226H15ZM25 227H27V225L25 226ZM45 227V226H44ZM58 227V226H57ZM62 227H60V231L62 230V229H64V228H62ZM120 227V226H119ZM130 227V226H129ZM146 227V226H145ZM158 227V226H157ZM14 228V227H13ZM12 228V229H13ZM19 228H21V226H19ZM19 228L16 230L17 232H15L14 231V235H15V233H16V236H19ZM46 228V227H45ZM49 228V226L47 227V229H43L42 228V226H41V228H39V230L40 229H43V231L45 230V233H48V238H49V234L51 233L50 231L52 230L53 231V229H54V227H51L52 229H48ZM137 228V227H136ZM149 228V227H148ZM147 228V229H148ZM162 228H163V226H162ZM167 228V227H166ZM11 229V230H12ZM27 229H29V228H26V230ZM70 229V230H69ZM132 229H133V227H132ZM150 230L149 231H151V228H149ZM23 231H22V234H23V232H24V228L22 229ZM26 230H25V233H26ZM34 230V229H33ZM37 227L35 228V230H34V232L36 231V233H39V232H37ZM49 231V232H46V231ZM54 230H56V229H54ZM65 230V232H64V230H63V234L65 235L66 233H68L67 231ZM137 230V229H136ZM144 230V229H143ZM143 230H141V231H143ZM173 230V229H172ZM30 231H31V228H30ZM42 231V230H41ZM43 231H42V233H43ZM105 231V232H104ZM110 231V230H109ZM119 231V230H118ZM117 231V232H118ZM131 231V230H130ZM159 231H160V229H159ZM28 232V234H30V233H34L33 231L32 232H29V230L27 231ZM55 232V231H54ZM114 232V231H113ZM115 232H116V229H115ZM125 232V231H124ZM140 232V231H139ZM152 232V231H151ZM42 233H40L39 235L41 236V234ZM57 233V234H56ZM131 233V232H130ZM135 233V232H134ZM138 233V232H137ZM169 233H170V231H169ZM168 233V234H169ZM12 234V233H11ZM21 234V235H22ZM55 234L56 235H60V234H62V233H58V230H57V232H55ZM54 234V235H55ZM115 234V233H114ZM119 234V233H118ZM146 234V233H145ZM161 234V233H160ZM172 234H174V233H172ZM20 235V236H21ZM26 235H27V233H26ZM35 235H37V234H34V235H32V236H35ZM43 235H44V233H43ZM51 235V234H50ZM53 235V234H52ZM51 235V236H52ZM56 235H55V238H56ZM68 235H69V233H68ZM67 235V236H68ZM151 236H153V238H154V236H156V238H157V235H159V232H157V231H155L154 233H151L150 234ZM149 235V236H150ZM166 235V234H165ZM170 235V234H169ZM3 236V235H2ZM31 236V237H32ZM39 236V237H40ZM67 236H64L63 238H61L62 236H60V240H61V242H63L62 240L66 237L67 238ZM112 236V235H111ZM116 236H118V235H116ZM147 236V235H146ZM161 235H159V237H160ZM6 237V236H5ZM23 238L25 237V239H31V238H26V236L25 235H23L22 236ZM21 237V238H22ZM38 237V238H39ZM45 237H47V236H45ZM45 237H43V238H45ZM113 237V236H112ZM136 238H138L139 239V237H137V236H135ZM158 237V238H159ZM173 237H175V236H173ZM14 238V237H13ZM16 238V237H15ZM36 238H37V236H36ZM51 238H53V236L51 237ZM50 238V239H51ZM114 238H115V236H114ZM114 238H112V239H114ZM124 238V237H123ZM155 238V239H156ZM18 239V238H17ZM16 239V240H17ZM34 239V238H33ZM40 239V238H39ZM112 239L110 240V237L108 238V241L110 240V242L112 241ZM118 239H119V241H120V238H117L115 241H118ZM153 240V241H155L156 242V240ZM163 239V238H162ZM167 239V238H166ZM166 239H165V241H166ZM173 239V238H172ZM6 240V239H5ZM15 239H10V241H14ZM24 240V239H23ZM36 240V239H35ZM38 240V239H37ZM41 240H42V238H41ZM44 240V239H43ZM51 240H53V239H51ZM50 240V241H51ZM66 240V239H65ZM113 240V241H114ZM127 240H128V238H127ZM133 240H134V236H133ZM137 240V239H136ZM151 240V242H153L152 241V239H150ZM158 240V242L161 240V237H160V239H157ZM168 240V239H167ZM25 241V240H24ZM31 241V240H30ZM49 241V242H50ZM58 241V240H57ZM112 241V242H113ZM122 239H121V243L120 242H118V244H116L115 242V244H116V247L118 246V245H120V244H122ZM15 242V241H14ZM13 242V243H14ZM36 242H38V241H36ZM43 242V241H42ZM45 242V241H44ZM48 242V241H47ZM53 242V241H52ZM52 242H50V243H52ZM54 242H55V240H54ZM53 242V243H54ZM60 242V241H59ZM58 242V243H59ZM60 242V243H61ZM67 242V241H66ZM104 242H106V241H104ZM135 242V241H134ZM134 242L132 243V244H134ZM148 242V241H147ZM155 242H154V244H155ZM9 243V242H8ZM13 243H11L12 245H13ZM40 243H41V241H40ZM57 243V242H56ZM55 243V244H56ZM68 243V242H67ZM109 243V242H108ZM136 243V242H135ZM10 244V243H9ZM29 244V243H28ZM37 244V243H36ZM49 244V243H48ZM74 244H73V246H74ZM106 244V243H105ZM104 244V245H105ZM112 245H113V243H111ZM127 244V243H126ZM140 244V243H139ZM152 245V246H154V248H155V245ZM168 244V243H167ZM210 244H214L213 245V247L215 248H212V245H210ZM18 245V244H17ZM17 245H16V247H17ZM31 245H32V242H31ZM30 245V246H31ZM44 245H45V243H44ZM47 245V244H46ZM51 245V244H50ZM59 245V244H58ZM65 245H66V243H65ZM68 245V244H67ZM67 245H66V247H67ZM102 245V244H101ZM109 245H110V243H109ZM130 245V244H129ZM138 245V244H137ZM137 245H135L134 247H136ZM143 245V244H142ZM162 246H160V245H158V249H160V247H164V245H163V242H162V244H161ZM19 246V245H18ZM43 248H41V250H43L44 249V246H43V244L41 245ZM52 246V248H53V246H54V244L53 245H51ZM56 246V245H55ZM69 246H70V243H69ZM115 245H113V247H114ZM123 247L125 246V244L123 243V245H122ZM127 246V245H126ZM133 246V245H132ZM139 246H141V244L139 245ZM139 246H138V248H139ZM13 247H14V245H13ZM20 247V246H19ZM47 246H45V248H46ZM60 247H62V245L60 244ZM66 247H64V244H63V248H66ZM112 247V246H111ZM123 247H121V246H119V247H117V248H123ZM145 246L143 245V248H144ZM148 247V246H147ZM147 247L145 248V250H148L147 249ZM157 247V246H156ZM48 248H49V246H48ZM48 248H46V250L48 249ZM77 248H75V249H77ZM132 248V247H131ZM130 248V249H131ZM137 248V247H136ZM137 248V249H138ZM141 248V250L142 251H144V249H142V247H140ZM149 248V247H148ZM166 248V247H165ZM164 248V249H165ZM172 248V249H171ZM170 249L171 250H173V247H171ZM175 248V247H174ZM7 249V250H6ZM16 249V248H15ZM14 249V250H15ZM32 250H34L35 251V249H33V248H31ZM30 249V250H31ZM67 249H68V247H67ZM71 249V248H70ZM73 249V248H72ZM71 249V250H72ZM75 249H73V251L75 250ZM101 249V248H100ZM124 249V248H123ZM122 249V250H123ZM135 249V248H134ZM149 249H152V248H149ZM162 249V248H161ZM176 249V248H175ZM214 249V250H213ZM19 250V249H18ZM25 250H27V249H25ZM24 250V251H25ZM46 250H44V253L46 252ZM48 250H50V249H48ZM70 250V251H71ZM104 250V249H103ZM119 250V249H118ZM124 250H126V249H124ZM123 250V251H124ZM136 250V249H135ZM141 250H139V251H141ZM56 251V250H55ZM58 251H62V250H57V252ZM72 251V252H73ZM119 251H121V250H119ZM119 251H117V252H119ZM137 251V250H136ZM141 251V252H142ZM150 251V250H149ZM157 251V250H156ZM164 251V250H163ZM175 251V250H174ZM178 251V252H177ZM13 253H14V251H12ZM15 252H16V250H15ZM19 252H21V250L19 251ZM38 252V251H37ZM49 252V251H48ZM51 252H53V250L52 251H50V253ZM90 252H92L91 254L92 255H90ZM148 252V251H147ZM146 252V255H147V257H149L148 259H152L151 258V255H152V253L151 254H149L148 255V253ZM155 252V251H154ZM153 252V253H154ZM160 254H161V252H162V250L161 251H158ZM166 252V251H165ZM165 252H163V253H165ZM168 252V251H167ZM28 253V250H27V252H26V254ZM33 253V252H32ZM36 253V252H35ZM54 253V252H53ZM52 253V254H53ZM64 253H66V251L64 252ZM66 253V254H67ZM121 253H123V252H121ZM127 253H128V251H127ZM126 253V254H127ZM143 253H145V251L143 252ZM169 253V252H168ZM19 254V253H18ZM23 254H25V253H23ZM42 254H43V252H42ZM67 254V255H68ZM130 254V253H129ZM128 254V255H129ZM134 254V253H133ZM13 255V254H12ZM28 255V254H27ZM44 255V254H43ZM57 255V254H56ZM55 255V256H56ZM61 255H63L62 254V252H61ZM132 255V253L130 254V256ZM138 257H139V254H136ZM158 254H156V256H157ZM162 256H163V258H164V255L163 254H161ZM160 255V256H161ZM167 255H169L170 256V253L169 254H167ZM26 256V255H25ZM37 255H35V257H36ZM47 256H48V254H47ZM51 257H52V255H50ZM50 256H48V257H50ZM59 255H57V257H58ZM104 256V255H103ZM142 256V255H141ZM141 256H140V258H141ZM143 256H145L144 254H143ZM16 257H18L19 258V256L17 255ZM29 257V256H28ZM34 257V258H35ZM46 257V256H45ZM50 257V258H51ZM60 258H61V256H59ZM58 257V258H59ZM102 257V256H101ZM128 257V256H127ZM134 257H135V255H134ZM153 257V256H152ZM29 258H31V257H29ZM41 258V257H40ZM49 258V259H50ZM60 259V260H62L63 261V259ZM146 258V257H145ZM162 257L160 258V257H157V259L155 258V256H154V260L152 259V261H156V260H158V259H163ZM26 259V258H25ZM36 259H38V258H36ZM35 259V260H36ZM48 259V260H49ZM55 259V258H54ZM130 259H131V257H130ZM132 259H133V257H132ZM136 260H138L137 258H135ZM143 259V258H142ZM156 259V260H155ZM165 259H167V256H166V253H165V258L163 259V260H165ZM24 260V259H23ZM30 261H31V259H29ZM29 260H28V262H29ZM34 259H33V263H35L36 261H35ZM53 260V259H52ZM102 260V259H101ZM104 260V259H103ZM102 260V261H103ZM136 260H135V262H136ZM171 260V259H170ZM26 261V260H25ZM35 261V262H34ZM39 260H37V262H38ZM43 261V260H42ZM47 261V260H46ZM46 261H45V263H46ZM57 262H58V260H56ZM55 261V262H56ZM62 261H61V263H59V264H62ZM132 261V260H131ZM134 261V260H133ZM132 261V262H133ZM167 260H165L164 262L165 263H167L166 262ZM172 261V260H171ZM170 261V262H171ZM27 262V261H26ZM41 262V261H40ZM48 262V261H47ZM51 262V261H50ZM53 262V261H52ZM51 262V263H52ZM55 262H53V263H55ZM56 262V264H58ZM138 262V261H137ZM145 262H146V260H145ZM148 262V261H147ZM158 262H159V260H158ZM161 262H163V261H161ZM15 263V262H14ZM23 263H25L24 261H23ZM31 264H32V261L30 262ZM29 263V264H30ZM39 263V262H38ZM42 263V262H41ZM44 262L42 263V264H45ZM100 263L102 264V262L100 261ZM127 263V262H126ZM139 263V262H138ZM138 263H136V264H138ZM142 263H143V261H142ZM141 262H140V264H142ZM169 263V262H168ZM25 264H27V263H25ZM48 264V263H47ZM121 264V263H120ZM133 264V263H132ZM144 264V263H143ZM147 264V263H146ZM150 264H151V262H150ZM161 264V263H160Z\"/></svg>",
	"mask_w": 264,
	"mask_h": 264
}]
</instances>
